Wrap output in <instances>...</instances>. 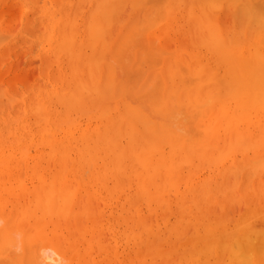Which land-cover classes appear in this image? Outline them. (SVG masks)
<instances>
[{"label":"bare ground","instance_id":"1","mask_svg":"<svg viewBox=\"0 0 264 264\" xmlns=\"http://www.w3.org/2000/svg\"><path fill=\"white\" fill-rule=\"evenodd\" d=\"M51 1L54 2L53 5H55V7H54L53 10H51V6H50V10L53 11L52 15L51 14L48 15V13H47V15L49 16V18H48L49 20L48 21L50 23L48 21L47 22L44 21V22H45V25H46V23H49L50 26H51V27L49 26L50 30L49 31L46 30V31L53 34V36L51 37L52 41H53V39H55L54 40L55 42L57 41L56 42L57 44L55 43L56 45L53 44L52 46L56 47V49H57L56 53L58 55L64 54V55H66L68 57V61H66V59L62 60V58H61V61H63V62L66 61V62L70 63V64L68 63L67 65L68 66L70 65L69 67H71V70L69 69L71 71V73L69 72V77H70V74H71V77L73 76L71 78V80L73 79V81H74V76L75 77H77V76L79 77V75H80L82 77L81 78L79 77V79H77V82L74 81L76 85L73 84V83H70L69 81H71V80L69 79V81H67L68 83L65 86L66 88L64 87L65 90H63V87L59 86L60 88L54 89L51 94L48 93L47 97H45L46 93H44V92H47L48 90L45 91L46 90V89H44L45 87L43 89H41V85H42V84H40L41 82L37 85L38 87L35 85V87H37V89L39 87H40V89L36 92V94H35V92L31 93L32 95H34V94L36 95V99L33 100V101H36V102L34 103V102L31 101L32 103H34L33 104L34 108L32 109L34 112L31 109H30V112L32 111L31 112L32 114L33 113L38 114V116L41 117L42 120H38L39 122H37V119H39V118H37V117H36V119L32 118L31 122H36L34 124L37 125L40 128L36 127V128H38V130L36 131V128H35L36 132L32 131V132H34V134H32V132L30 131V133L32 134L30 137H29L30 133H28L29 135L28 134L26 135V132H24L25 135L28 138H27V140H25L26 143L23 142V144H22V145H24V143H25V145L23 147L20 146L21 149H19V151L21 150V152H19V156L18 155L16 156V153H17L16 150L18 149L19 143H21V141L23 140L22 139L23 137H21V135H20L19 137L22 140L19 139L20 141H18L17 139L19 137L17 139H14V138L12 139V137L14 136V134H13V136H11V138H9L10 140L7 137L9 142L7 141V139L5 141L4 137H2L4 134H3V132H1V129L3 127L0 129V217H2L1 219H3L5 221V226L3 227L2 230H0V264H25V263H29V264H60L59 262H61L62 259L68 261V263L66 262V264H75L74 262H76L77 264H83L84 262H86L84 264H88L89 261L87 262V260H89V259H87V257H90V255L89 256L87 255V254H89L88 253V251H89L88 249L91 247V244L93 243L92 241H90V244H89L88 241L92 238L91 236H93V238H94L95 229H94V233H92L93 235H91L90 239H88V241H86L87 237L85 236L86 238H84L83 234L86 233L87 230H89V229H87V227H86L87 226V224H86L87 221L84 223V220H85V218L87 220V216H85V215H88V217H89L88 219H90V217L92 215L90 214L91 211H89V213H88V208L87 207H89V205H84L85 207L82 205V209L83 210L81 209L79 212L78 211L74 212L71 209H69V207L71 208L73 206V203H75L74 199L75 200L77 199V200L80 201L82 197H88L87 200L89 199V197H90V199L92 197V198H94V203H96V198H97V201L101 200V199L105 200L106 198H109L112 201V199L115 200V199L119 198V196H118L119 194L118 193L124 192L123 191L124 187H126L125 189H129L131 187L130 186V184H131L130 181H132V183H134V184H131V185L132 186L136 185L137 189L136 188L135 189L138 192L134 189V190H132L133 192H131V194L134 195V193L137 192L134 195V197H137V199L132 197V199H129V203L127 202L126 206L129 205L127 208L132 207V205L134 206L133 208H130V209H133V211L134 210L135 211L131 212L132 211L131 210L130 213L131 214L134 213L135 216H134V214H132L134 217H128L127 220L132 219L135 222L136 219H137V221H141V219H142L141 215L143 213H141V211L139 213H138V211L136 212V210L138 208L135 207V205L140 202V200H138V199H140L139 196L141 197L142 201L144 200L143 202H147L146 205H151L150 204L151 201L152 202L155 201L156 203H158L157 206L158 207L160 206L162 208V209L159 208L160 212L162 211V213H163L165 211V213L167 214V212H168V210L166 211V209L168 208V206L166 207L167 201H168V199L171 196H173L172 194L174 193V195H175L176 192H177L178 196L175 195L176 198L174 197V200H172L170 198V200L172 202L176 201V204H173L170 201V204L173 205V208L172 207L171 208L174 210V208H175L174 206H176V207L178 206L177 208H175L177 210H180V211H176L175 210V212H177V215L178 216L179 215L180 216L181 215L185 216L187 213H189L188 215H190V212H188V210H186V209H188V206H185V204L191 203L189 205H193V208H194L193 210L196 209V211H197V209L198 210L202 209V206H203V208H205V207H208L209 205H212V203L216 202V200L213 199V197L214 198L216 197V196H214L216 194L213 195V193H216L215 192L216 189H217V193H219L218 189L222 190L221 188H223V187L225 189H227V187L229 188L230 187L229 185H231V183H233V182H234L233 184L235 186V183H236L235 181H237L236 179L238 178V175L240 173L239 171L241 169H243V170L245 169V172H247L250 175L248 177H250L252 179L254 177L253 180H251L249 178V180H251V182H247V184L252 183L257 178L259 179L258 182L254 181V185H255L254 189L256 187V189H257L256 192H258L259 191L258 189H260L261 193H256V194L253 193L255 191L253 189H252L253 191H251L250 190L251 188L248 185V188H250L249 189L250 191H249L248 188H247V185H246V181H245V184H243L242 182H241V184L246 185L245 189L243 187V190H244L246 195L243 194V192H242V195H239V196H242V198H243L244 197L243 195L247 196L248 194H250V192H252L253 194H255L253 196L251 195L252 198L254 197L252 199V200H254V202L252 200H249L250 197L248 198V196H247L248 200L245 197L243 198L244 204L246 206V204L249 202L250 205H251V201H252L253 205L255 204V205L259 206V208L258 207L255 208V207H253V205H251L252 208H253V209H251L250 206L248 205L251 210L249 209V211L248 210L245 211L246 215H248L247 212H249V214H250L251 211H252L253 214L251 213L250 215H248L249 216V217L247 216L248 219L246 218V216L244 214H241L240 216H242V215L245 216L244 218H245L246 222L244 220V222H245L244 226H242L243 225L242 221L239 220L242 225L240 223H236L237 224L236 227L234 229L232 228L231 230H235V229H237L239 227H240V231H242V229H243L244 233L246 232L245 230H247V232H246L247 234L245 233L244 236L240 237L243 234V232L241 234L239 229H237V230H235L237 232V235L236 236L234 235L232 237H234L235 239L239 238L238 240L236 239V242L239 243V244L237 243V245H238L237 249L241 247L240 248L241 250L238 253H240L241 251L243 252L244 248L247 249L246 251H250V249H251L250 252L253 253L254 248H256L260 243H262L261 241L264 240V238H261V239L259 238L260 235H259V237H258V235H256L257 237L255 238V240L256 241H260L261 240L260 242H256V241H254V239H250V241H252V240L254 241V242L252 241V243H249L250 241L247 242V244H249V245L251 244L252 245L250 249H248L249 245L246 244V241H247L246 239L247 238L248 239L251 238L250 234L253 233L252 229L255 227L253 224L254 223L256 224L257 221L264 222V221H261V217L264 216V194H262V193H264V188H262V187H264V180L261 179V174H262V172H264V171H262V170H264V18H262V17H264V14H261V16H260V13H264V12H260L259 11V8L264 9V0H227V2L226 1L223 2L224 0H222V1H220V0H167L168 2H166L167 5L165 4V6H163L164 5V3H163L164 0H162V1L161 0H159V1L155 0L156 3L153 2L154 0L153 1L152 0L151 1L150 0L146 1L145 0L144 2H142L143 0H141V2L139 3V6L136 3L139 0H130V1L129 0H122V1L121 0H100V1H98V0H83V1L76 0V3H77L78 6H74L75 5V3L73 2L74 0H51ZM84 1H87L86 3L91 2V1H95L96 4L94 2V6L93 7H89V6L86 7L84 5H89V4H86V3L84 4ZM123 1H124L125 4H127V2H128V6H129V2L132 1L131 5L134 6L133 11H130V10H129L130 12L129 11H125V12H129L131 15L129 13H127V14H129L132 18L134 16L133 12L136 9L135 7H137V6L141 7L143 5L142 6V8H143L145 6L144 3H149V2L150 3L152 2L153 4H156L155 6H153V7H155V10H153V7L151 8L150 5L146 4L147 5L146 8L148 10H150V8H151V10H153L151 12L150 11L148 12V10L143 9L144 12H145V13H143L142 8H140L141 9V11H139L140 15L138 14V12L135 14V15L138 14L139 18L142 17L141 15H144L143 16L144 19H145V16L147 17L149 14H151L150 18L147 17V21L146 22H145L144 19H142L143 22L140 21V19H139L138 21H140V24H142V26L140 28V26L138 24L137 25V26H139L138 27V32H136L137 29H135L136 31H134V32L137 33V34L134 35V38L136 36H138L139 37L138 38L139 41L142 40L141 42H139L137 40L138 41V45L135 43L136 46L141 47V49L144 48L145 45L147 44V45H149L148 48L150 47V49H152V51L154 52L155 51L154 49H156V47H158L156 49V52L157 53L159 52V54L161 55V53H163L167 48H169L168 44L170 43L171 40L172 41H171L170 45H172V43L175 40H177V39L180 40V43L182 45V41H181L182 37L180 36V34L181 35H185V31L184 30L186 28H187L186 29L187 30L186 34L189 35L188 36L189 39H187L188 43H189V40L192 37L193 42H191L189 44V45H191V44L192 45L189 46L187 49L184 46H182V47H184L186 49V52L184 51L185 52L184 54H182L180 52V55L186 56L187 58H180V56H179L178 58L176 57V59H175L174 58L175 54H174V52H172L174 55H173V57L170 58V60L173 59V62H172L173 64H177V63H174V59H175L177 62L179 61L178 63L180 65L182 63L184 66H186V68L188 69L187 73L191 74L192 77H194V79H196L197 82L196 81L194 82V84H196V85L192 86L190 83L193 84V81L190 80L191 81L190 82L189 79H188V81L190 83H187L188 81H186V79L188 77V74L185 73V71L182 68H179V70H178V68H176L177 70L174 69V68H172V69L169 68L170 69L169 71H167V72L164 71L166 69H163V67H164V65L166 63L163 65L162 62L163 61L165 62V60L163 59V61H162V58H164V57L161 58L159 56V58H161L159 60H161L160 64L162 66L160 68L157 67V69L156 68H151V69L152 70L155 69L154 70L155 71L154 74H155L156 77L155 76L154 77L156 79L158 77L157 81L160 79L159 81H161V83H162L160 85L164 86L163 87L164 91H165V88L169 89L168 91H170V95L168 94L169 95L168 97H170V98H167V100H166L164 98V96L166 97L167 94L166 95L164 94V96H161L160 94L161 93L163 94L165 92H160V94H159L160 98L157 97L155 102L153 101L156 106L154 104L153 105L155 107L159 108L162 105H160V104H159L160 106L157 105V99L158 100L160 99L162 101L166 100V102H167L168 100H172V98H173L172 96H174L175 100L173 98V101H172V103H174V107L168 106V104L170 103L168 101L167 105L163 103V106L161 107L162 110H160V108H159L158 109L159 111H158L154 107L156 109V110L154 109L155 113L157 112V114L159 116H160V114H161V116H163L165 113L169 112L168 114H166L169 117V114L172 115V112H170V111H173V113H175L174 112L175 110H178L179 112L181 111V109H182V111L185 110L184 111L185 112V116L186 115H190L191 122H189L190 121V119H189V121H188L189 123L187 122V124L190 125V123H191V128L188 125L186 126L184 123H182V124H184V126L183 125L182 126L184 127L185 132H188L190 129H191L190 132H197L196 134H199L198 138L197 137H192V136H194L196 134L194 133V135H193L190 132L186 133L187 135L189 134V136L192 135L190 138H186L187 135L184 136L183 134H182V136H180V135L179 136H175L176 133L174 132L173 129L170 128V126L172 124L170 126H168L170 129H168V127L166 126V128H167V130H166V128L165 129L163 128V127H165L164 125L161 124V125L157 126L156 124L153 123L154 121L149 119V117L147 115H145V114H144V119H142L143 117H140V115L143 114V113H141V112L139 113L140 110L138 111V109H135V112L137 110L136 113H137L138 117L141 119L140 120L138 118L137 122L140 123V124L143 122V124H144V125L141 124L142 127L139 125L141 127L142 131L144 130L147 133V131L149 130V128L147 130V127L149 125H151V126L154 125V127H155V128H153V127L150 126V130L151 129L152 130L151 131L149 130L150 134H154L153 135L154 137L150 135L151 137H153V139H151V137L148 134H146V136H149V137H146V136L144 137L146 142H147V138L151 139L152 140V142H151L152 144L151 143L149 144V142L146 143L144 141L145 143L142 145L140 143L143 142L144 138H143L142 142L139 141V138H140L139 136L141 135V133H139L138 131L141 132V130H139L138 128L135 129V126L138 127V125H135L137 123L136 122V119H137L136 116L137 115H135L136 113L134 112V109H132V110L128 109L130 112L127 111L128 113L124 114V113H122L123 109L122 110L120 109L121 112L119 111V108H121V107H119V108L116 107L118 105V103L115 101V103H117V105H115L113 103L114 105L112 104V106H111V104H110V107H109V106H107V104H105L107 106L106 108L109 107L108 110L106 109L108 112L102 110V107L100 105H99L100 106V108H99L100 111H98L99 109L98 110L96 109L97 106L95 108L93 107L94 105H96L99 102V101H97L98 98H96V97H95L96 98L95 100H96L97 103L93 102L94 103L93 106L92 105H88V104H93L92 103V99H90V97L88 95L94 94V96H95L97 94V92L103 91V89L100 90L101 85H99V84L101 82L103 83V81L106 78H108V77H109V79L112 78L110 76L112 73L111 74L107 73V74H109L108 76L105 73V72H109V70L105 71L107 69V65H106L107 62L105 63V61H106V55L113 53V50H110L111 52L108 51L109 53L107 52V50L109 48L113 49V47H112L113 45H117V46H114L115 50H116V47H118V43H114V41H113V40L117 39V35L118 34L117 33H116V35L113 34L114 37L115 36L116 37L115 38L112 37V39H111V37L108 36L111 39V43H108V42L105 43L104 41L107 40L108 37H105V35L107 36V34H105L106 29H104L103 27L106 26V28H107L108 23H109L108 17H110L109 19H112L111 18L112 17L111 14H113L115 16L116 12H114V10H116V11L119 10L118 7H121L120 5L123 3ZM229 1L231 2L230 4H229ZM2 2H3V4H5L4 0ZM80 2H82L83 4L80 3ZM182 2H183V4H182ZM220 2L223 3V5H221ZM18 3H22V2L19 1ZM160 3L161 4L163 3V4L161 5ZM224 3H226V6L229 5L227 7V9L225 8V4ZM115 4H116V6H115ZM135 4H137V6H135ZM140 4H142V5H140ZM180 4H182V5L179 6ZM79 5H82L83 7L79 6ZM222 6H224V7H222ZM84 7H85V9H88L89 11L87 10V13H86L87 15L81 16V21H82L81 22L82 23L81 27H83V31L86 32V34L88 33V28L89 27H90L91 31H89L90 33H88V35H84V36L82 35L83 36L82 37L81 33H83V34H85V33L81 32V29L78 28V26H80V24L77 25L78 17H77L76 14H78V12H79V15L82 14V11H80V9L82 10V8H84ZM157 7H159V8L162 7L163 8L160 11H158L159 15L156 13L157 12L156 11ZM43 8H44V6H43ZM67 8L68 9L70 8L72 10L74 8H76L79 11L77 12V10L75 9L76 10V14L74 13V11L73 12L71 11V13H70L69 11H66ZM140 9L138 8V10H140ZM223 9H225L224 10V15H225V17H227V20H228V15L231 14L229 16V20L228 21L225 19V17L224 18L221 17V15L224 16L222 14ZM24 10H26V9H24ZM226 10H227V12H225ZM257 10L259 11V13L256 12ZM262 11H264V10H262ZM18 12L20 14V11H18ZM153 12L155 14H157V17H155V18L153 17V16H155L154 14H152ZM176 12H177V15L179 13V18H178V16H175ZM228 12H229V14H228ZM122 13H124V12H122ZM146 13H148V15H146ZM180 13H183V14L181 15ZM107 14H109V15H107ZM160 14H162V15H160ZM47 15L45 14V17H44L45 19L43 18L42 20H47L46 19L48 17ZM58 15H59V17L56 18ZM91 15H92V18H91ZM26 16H28V15H26ZM126 16H125V19H126ZM159 16H161V17H159ZM162 16H163V20H161V22H160V26H159L160 28L159 27H158V29L155 28L157 30H155V29L154 30L151 29L149 31L146 30L148 32H146L145 29H143L145 27V25L149 26L148 24H150V28H152V25H153V27H157L158 24H154L155 23L154 21L157 22L158 17H159V19H162ZM0 17L2 18V16H0ZM40 17H42V16H40ZM123 17H124V15H123ZM152 17L155 19V20L153 19V21H152L153 23L150 21V19H152ZM89 18H91V19H89ZM106 18H107L108 22L104 20ZM132 18H131V21H132ZM136 18H134V19H136ZM184 18H185L186 21L184 20L182 24H184V26L187 25L186 28L183 25H181L179 20H178L177 24H176L177 20L175 21V19H180L181 20V19H184ZM221 18H222V20H221ZM25 19H27V18H25ZM31 20H33L32 17H31ZM103 20L105 21V23H104ZM26 21H28L27 23H30L29 20H26ZM149 21L152 23V25H151V23ZM16 22H18V21L16 20ZM129 22H126L124 24L121 23L122 24L121 25L122 29L124 27H126L127 24H129ZM181 22H182V20H181ZM0 23H1V21H0ZM38 23H40V22H38ZM174 23H175V26L180 23L178 27L179 28H182V27L184 28V30L180 29V31H184L183 32L184 34L182 32H180L179 36L177 35L178 38L174 34L176 39L172 36L173 33H172V35L169 33L170 34L169 35L168 32H170V31L166 30V29L171 30L173 28V24ZM111 24H112V22H111ZM113 24H114V22H113ZM143 24H145V25H143ZM4 25H5V22H4ZM8 25L10 26V23L7 24L6 26H8ZM16 25L18 26V23ZM16 25H14V26L16 27ZM115 25H116V23H115ZM28 27H29V25H28ZM109 27H110V25H109ZM135 27H136V25H135ZM1 28L3 29V25H2ZM4 28L6 30V27H4ZM25 28H27V26ZM25 28H23V30H27L30 27L27 28V29H25ZM37 28H38V26H37ZM139 28L141 30H139ZM179 28L176 27V29H179ZM8 29H9V27H8ZM30 29H32V28H30ZM42 29H41V31H42ZM76 29H77V31L80 29V31L77 34H76V32H77ZM103 29L105 31H103ZM163 29H165L166 32ZM3 30H0V31H3ZM107 30H109V28H107ZM162 30L165 33H167V34H165L163 32H160ZM173 30H175V29H173ZM125 31H127V29ZM9 32H7V33H9ZM178 32H179V30H178ZM1 33H0V36L5 34L3 32H1ZM49 33H47L48 35H46V36H48V38L51 36V34H49ZM79 33H80L81 39L82 38H84L86 40H88V38L90 39V41H89L90 45L86 44V41H85L86 46L81 44L82 42H81V39L79 38ZM174 33H175V31H174ZM120 34H121V30H120ZM120 34L118 35L119 38H120ZM122 34H123V32H122ZM130 34L131 33L129 31V35ZM144 34H146V35H144ZM176 34H177V31H176ZM109 35H111V34H109ZM76 36L79 38V39L77 38L78 41H76L77 40ZM102 36L105 37V40H101ZM131 36H132V34H131ZM186 36L187 35H185L183 37L184 38H188ZM86 37H88V38H86ZM143 37H145L144 39H146V40L140 39V38H143ZM0 38H4V37L2 36ZM5 38H6V36H5ZM172 38H174V41H173ZM129 39L132 40L131 37H129ZM143 40L145 41L146 44H144L142 46V43H144ZM37 41H38V39H37ZM108 41H110V40L108 39ZM115 41L119 42L118 39L115 40ZM74 42H75V44H74ZM187 42H186V44H187ZM28 43H29V41H28ZM76 43H78L80 45V47H78L79 45L76 44ZM91 43H94L95 46L93 44L91 45ZM107 43L109 45L111 44L112 48L111 47L108 48L107 46H109V45H107ZM49 45H50L49 46V48H50L51 44H49ZM73 45H74V47L76 45V47L74 48ZM81 45H83L84 48L81 47ZM147 45L145 47L146 49L144 48L145 51L148 49ZM181 45H180V47H181ZM87 46H88L89 49L93 48L92 50H94L95 52L90 50L91 55L83 54V53L81 54V51L84 50L85 48H87ZM91 46H94V47H91ZM130 46H129V48H130ZM136 46L134 45L133 47L136 49L137 52H134V51H132V52L134 53V56L137 57V60L138 59H142L144 57V55L142 56V55H140V53L143 52L142 50H144V49L138 50L136 48ZM102 47H104V49ZM174 47H172V48H174ZM176 47H177V45H176ZM29 48H30V45H29ZM99 48H101V49H99ZM105 48H107V50ZM170 48H169V50H170ZM79 49L80 50L82 49V50L80 51ZM131 49L133 50V48H131ZM100 50L103 53H101ZM157 50H159V51H157ZM105 51H106V54H104ZM145 51L142 54H145L146 53ZM152 51H151V53H152ZM179 51H181V50H179ZM54 52L55 51H53V53ZM96 52H99V53L103 54V56L105 55L104 56L105 59H103V62L105 64H103V63L101 64V61H98L99 64L95 65V68H93L92 63L97 62V61H95L96 59L94 57H96V55L97 56L99 55ZM123 52H125V51H123ZM138 52H139V54H138ZM169 52L171 53V51H169ZM84 53H85V51H84ZM157 53L153 54V56L155 55V57H156ZM175 53H176V51H175ZM137 54L139 55V57L137 56ZM167 54H169V53H167ZM64 55H63V58H65ZM86 55H87V58L85 57ZM54 56H56L55 53H54ZM100 56L101 55H99V57L97 59H102V56L101 57ZM150 56H152V55H150ZM153 56H152V58H155ZM203 56L207 57V60H209L208 61L209 63L206 62V57H204L205 58V62H202L203 59H204ZM89 57H90V59L93 62L89 59ZM91 57H93V58H91ZM208 57L213 58V60L211 59L212 62H210V58H208ZM42 58H44V57H42ZM145 59H146V57H145ZM145 59L144 60L142 59L143 62H145ZM157 59H156V62H157ZM80 61L83 62L82 64H83L84 67L79 64ZM133 61H134V59H133ZM138 61L140 63H143V62H141V60H138ZM56 62L58 63V61H56ZM66 62H65V65H66ZM75 62L77 63V65H76ZM72 63L74 65H72ZM90 63H91V65H90ZM112 64H114V63L112 62ZM143 64H144V67H145V65H147V63H143ZM143 64H141V65H143ZM160 64H158V66H160ZM65 65H64V67L67 66V65L66 66ZM88 65L91 68L87 72ZM102 65L104 67L103 69H102ZM104 65H106V67ZM42 66H41V68H42ZM73 66H75V67H73ZM78 66L82 67V68H80L81 70L83 68L84 69L82 71H80V70L78 71L79 68L76 69V67H78ZM58 67H60V66H58ZM141 67H142L143 70H145L143 68V66H141ZM151 67H153V66H151ZM169 67H171V66H169ZM85 68H87V69H85ZM100 68L104 71V73L106 75H105V78H103V79L101 78L103 81H101L99 84L97 83V86L99 85V87H100L99 90H96L97 91L96 93H92L91 92L92 87L94 88L96 86V85L93 86V84L96 83V81H93V79H94L95 74L97 73V70H99L98 73H97L98 74V78H100V75H102L101 77H104L103 76L104 73L103 74L102 73L99 74L100 71H102ZM145 68H149V67H145ZM220 69H221L222 75H220L221 73L219 75H217L219 73L218 71ZM84 70H86V73L85 74L83 73L84 75H82L81 72H83ZM140 70H139V72H140ZM143 70L141 72H143ZM149 70L150 69H148V71L146 70V73H144V75L145 74L147 75L149 73ZM152 70L150 71V75L153 72ZM74 71H76V74H75ZM183 71H184L185 74H183ZM77 72L80 73V74H77ZM110 72H112V71H110ZM113 72H114V70H113ZM215 72H217V73H215ZM93 73H95V74H93ZM46 74H48V73H46ZM52 74H53V72H52ZM114 74H115V72H114ZM42 75H43V73H42ZM56 75H57V73H56ZM148 75H147V77H148ZM48 76H50V75H48ZM84 76H85V78H84ZM177 76L178 77L181 76V78L183 76H186V78L183 77L185 80H183V78L182 79L180 78V80H179V78ZM61 77H62V75H61ZM83 78L85 80H87V81L85 82ZM96 78H97V76H96ZM149 78L151 79L150 76H149ZM66 79H64V80L66 81ZM109 79H107V82L104 81L105 85L107 84L106 87L107 86L111 87V85L113 84L112 83L110 85L111 80H109ZM143 80H144V82H145V80H147L146 76L145 77L143 76ZM176 80H178V81L176 82ZM80 81H82V83ZM98 81H99V79H98ZM108 81H109V85H108ZM185 81H186V83H185ZM20 82H21V80H20ZM112 82H114V85H115V81H112ZM139 82H141L142 84L144 83V82H142V79ZM151 82H152V84H149L150 86L153 85V80H151ZM36 84H37V82H36ZM91 84H92V86H91ZM142 84H140V85H142ZM184 84L185 85L187 84V87H184ZM45 85H47V84H45ZM114 85H112V87ZM124 85L125 84H123V86ZM128 85H126V86H128ZM149 85H147V88H148ZM160 85L158 84L157 86L160 87ZM27 86H29V85H27ZM57 86H58V84H57ZM188 86H191V87H188ZM0 87H2V85H0ZM85 87H87V90L90 88L89 92L91 94H89L88 91L85 90ZM106 87H104V88L106 89ZM9 88H10V85H9ZM15 88H16V86H15ZM23 88H25V87H23ZM48 88H50V85H49ZM73 88H75V89H73ZM137 88H142V86L138 87V84H137ZM137 88L135 87V90H134V88H132L134 93L136 92V90H137V92H139L140 89H137ZM160 88L161 89H159V91L162 90V87H160ZM2 89H3V93H4L5 88H2ZM26 89H27V87H26ZM107 89H106V92L104 91V93H107L106 97H108V91H109V90L107 91ZM115 89H117V88L116 87L115 88H111V92L112 93L113 92H116V93L118 92L120 94V93H122L124 91L125 88L121 89L122 92L121 91L119 92L120 89L117 90V91H115ZM0 90H1V88H0ZM126 90H125V92H126ZM13 91H14V89H13ZM25 91H29V90H25ZM154 91H158V90L156 89ZM31 92H32V90H31ZM111 92H109V94ZM131 92H132V90H131ZM3 93H1L0 96H2ZM24 93L26 94V92H24ZM102 93L100 95L105 96V94L104 93L102 94ZM116 93H115V95H116ZM19 94H21V93H19ZM25 94H23V95H25ZM111 94H110L111 98L109 97V98H107V100L104 97V100H106V102H108V103H109V101L111 99L116 100V98H117V97L114 98V96L111 95ZM156 94H157V92H156ZM32 95H30L28 97V99H30V97ZM52 95L56 96L58 99L61 98L60 100H57L56 103L63 104L64 109H65V106H67L66 110L65 111L63 110L64 111L63 113H62V111L61 112L59 111V112H55L54 114L52 113L53 114L52 115V114H50L52 109L49 111L50 113H48V110H49L48 106L49 105L47 106V100H48L47 98L51 97ZM140 95H141V93H140ZM87 96L89 98L88 100L86 99L87 102L91 101V103L88 102L87 106L84 109L85 105H83V104H84L85 98H87ZM94 96L91 95V98H93ZM18 97H20V96H18ZM21 97H24V96H21ZM0 98H2V97H0ZM9 98H10V96H9ZM13 98L15 100V97H13ZM52 98H53V96H52ZM184 98H186V99H184ZM11 99H12V96H11ZM11 99H10V103L13 101V99L12 100ZM17 99L18 98H16V100ZM32 99H34V97L31 98V100ZM54 99H56V98L54 97ZM100 99L101 98L99 96L98 100H100ZM123 99H125V98H123ZM6 100L7 101H5V104L9 105L8 104L9 99H6ZM93 100H94V98H93ZM101 100H103V98ZM119 100H121V98ZM119 100H117V101H119ZM152 100H154V99H152ZM26 101H28V100H26ZM112 101L113 100H111V102ZM48 102H49V100H48ZM123 102L125 104V100H122L120 103H123ZM153 102H151V103H153ZM23 103H25V102H23ZM52 103H53V101H52ZM101 103H104V101H102ZM54 104H55V102H54ZM124 104H123V106H124ZM126 104H127L126 107H128L130 105V102L127 101ZM143 104H145V103H143ZM22 105L23 104H21V107L23 108ZM27 105H28L27 106V108H28L29 104H27ZM105 105H104V109H105ZM0 106H1V103H0ZM91 106L96 110L95 111L96 113L99 112V113H97V115L94 112V115L96 116V117L94 116V118H97L96 120H97V122L98 121L100 122L99 123L100 126H96V127L95 126L93 127L92 125H91V127H86L85 126L86 129H83V131H82V129L80 127H78V126H81L78 123L80 121H77V120H76L77 122L75 121V118L72 116L73 113L71 111H73V109H74L73 112H75L78 109V111L79 110H86L85 112L87 113V111L90 109ZM164 106H168L169 108H173V109H169L168 107H167L168 108L167 109ZM81 108H83V109H81ZM93 108H92V112L94 111ZM115 108H117V109H115ZM131 108H134V106L133 107L131 106ZM137 108H138V106H137ZM165 108L167 110H164ZM178 108H181V109H178ZM139 109H140V107H139ZM148 109L149 108H147L146 110H148ZM111 110L113 111V114L110 115V113L112 112ZM114 110L116 111V113L114 112ZM124 110H126V109L124 108ZM163 110H164V112H163ZM18 111L16 112L17 114L13 113L12 115L13 116H15V115L18 116V114L21 113V111L20 112H18ZM117 111H118V113H117ZM131 111H132V113H134L133 116L136 118L135 121L133 119L134 117L133 116H132L133 118L131 117V115H132ZM178 111H176L177 112L176 113V117L173 116V117H175V119L177 118V114L179 115L180 113H182V111L180 113ZM83 112L84 111H81V113H80V111H79L80 114H82ZM92 112L88 111V114H90L92 116ZM184 112L182 113L183 115H184ZM76 113H75V115H76ZM79 113H77V114H79ZM129 113L131 115H129ZM80 114L78 115V117H80ZM127 114L129 115V117L127 116ZM5 115H7V114H5ZM5 115H4V117H5ZM84 115H85V113H84ZM125 115L127 116L126 119L127 118L128 119L124 121ZM166 115H164L163 118L166 117ZM32 116L35 117L37 115H32ZM141 116H143V115H141ZM2 117L3 116H1V118ZM8 117H9V115H8ZM15 117L12 118V121L13 120L17 121V119L19 118V116H18V118H15ZM81 117H83V114L81 115ZM130 117L134 121V125H132L133 123L131 124V122H133V121L130 122V120H131ZM160 117H159V119H160ZM21 118H22V116H21ZM129 118H130V120H129ZM163 118H161V119H163ZM5 119H7V117ZM172 119L174 120V118H172ZM10 120H11V118H10ZM142 120H144L145 122L142 121ZM149 120H151V122L152 121L153 122L150 124ZM163 120L166 122L167 119L164 118ZM176 120H177L176 121L177 122V126L179 125V123L181 124V122H186V121H181L180 119L178 120V118ZM183 120H184V118H183ZM28 121H30V120L28 119ZM93 121H95V120H93ZM170 121H168V122H170ZM178 121H181V122H178ZM27 122H23L24 125L27 124ZM75 122H76V124H78L77 126H76ZM123 122H126V124L129 123L128 124L129 126L127 127V125H126L127 128L123 129L121 127V125L123 126ZM9 123H8V125L5 126L6 130L8 132H9ZM86 123H87L86 125L89 126V122H86ZM174 123H175V121H174ZM14 124L16 125V123H14ZM20 125H21V123L19 124V126ZM24 125H22V126L25 127V128L23 129V127H21L22 130L26 129V125L25 126ZM40 125L41 126L44 125V126L41 127ZM14 126H12V127H14ZM57 126H60L61 130L59 129V127L56 129ZM161 126H163V127H161ZM172 126H174V125H172ZM160 127L162 128L161 130H160ZM180 127H181V125H180ZM75 128L77 130H79L78 134H77V132H75V130H74ZM78 128H80V129H78ZM29 129L27 128V130H29ZM58 129L60 131L61 136H59L58 133H56L57 132L56 130H58ZM174 129H176V128H174ZM17 130H20V128H18ZM159 130H160V132H159ZM168 130H170V131H168ZM178 130L180 131V129H176V131H178ZM80 131L82 133L81 137H80L81 141L79 140L80 143H78V145H77V141H78V138H79L78 136H80V134H79ZM149 131H148V133H149ZM14 132L15 131L13 129V133ZM74 132L76 134V138L74 136ZM145 132L144 133L142 132L143 136H144ZM172 132L175 133V134H173ZM123 134H125V135L128 134L129 137H127V141H126V138H125L124 143L125 142L126 143L122 145L120 139H122L121 136ZM155 135L157 136L156 138H155ZM124 137L125 136H123V138ZM189 139H191V140H189ZM43 141H47V143L45 142L46 144L45 143L42 144ZM74 141H75V144H74ZM38 142H40V144H37V145L40 146L42 144L43 147L44 146L50 147V149L48 148V151H49L48 153L46 151L42 152V149H38L41 153H39L37 151L39 153V157H38V153H36V155H35V156H37L36 158H33L34 156H32V159L34 161L33 162L31 160V154L27 156V152H29V150H26V147L29 146L30 144L34 143L33 144L34 146H33L32 149L37 148L38 146L35 143H38ZM164 143L165 144L168 143V145H169V147L166 148V149L169 148V151L168 152L166 151L165 154L163 153V151L161 152V147H162V144H164ZM80 144H82V145H80ZM35 145L37 147H35ZM147 145H149V146H147ZM164 146H163V148H164ZM139 147L142 149V151H140V152H138V150L140 149ZM249 150L253 151L254 155L252 154L253 152H251ZM72 151H75L74 155H77L75 158H74L73 155L71 156L73 158H70V155H71ZM199 151H202L201 152L202 154L201 153H198L199 155L196 154ZM237 151L241 152L242 155H241V153L239 154ZM248 151H249L250 155L252 154L251 157L249 156ZM131 152H133V153H131ZM235 153L239 154V156L241 158V161L237 162V158L235 157V155H236ZM43 155H46L47 158H43L44 157ZM196 155L198 157H196ZM28 157L32 161L31 164H29L30 160H28ZM230 158H231L232 162H233V159L235 158L234 160H235L236 164L234 166L230 162L231 163V168L229 169L230 165L225 164V163H227V159H229V161H231ZM240 158H239V160H240ZM34 159H36V162H35ZM97 159H99V163L97 162ZM194 159H195V161H193ZM39 160H41V161L44 160V162L46 160H48V161L51 160L52 162H50V164L53 163L55 171L50 169V168H52L51 167L52 164L49 167L50 164H48V161H47V165H45V164L43 165V162L41 163V161L39 162ZM225 160H226V162L224 163ZM28 161H29V163H28ZM196 161H198V162H196ZM194 162H196V163H194ZM221 162H223V164H225V165L223 166ZM174 163H177L176 164L177 167L174 166L175 165ZM184 164H186V165L183 168ZM218 164L219 165L221 164L223 166V168H221L222 166L220 168L222 170H224L225 173H228V172H226L227 170L228 171L229 170L230 171L233 170L232 168L235 169V172H237L236 169H239L238 174L234 175V173L230 172V171H229L230 174L228 173V175L232 179L234 178L233 182H231L232 179L227 174H225L222 170L221 171L224 173V175L219 169L215 170L217 168L216 166ZM200 165H201V167L203 165L202 168L205 169V167H206L208 170L211 169L210 171L212 173L214 171L215 173L217 172L218 174L216 173L217 176H215V177L212 176V173L210 174L212 177L209 174H208L209 176L206 175V177L203 178V179L200 177V179H202V180H199L200 182H198L195 179L197 181V183H196L195 180H193L194 181V183H192L193 185H190L191 182H193V181H190L191 178L193 177L192 174H196L197 175V173H195V170L197 169L196 171H198V169H201ZM205 165H207V166H205ZM226 165H228V167ZM171 166H174V167H171ZM189 166H190V168L193 167V168H196V169H193V168L189 169ZM209 166L211 168H209ZM170 167H171L172 170L174 168V171L178 170V169H179V171H175L176 173L173 171L174 174H170V173H168V172L172 171L170 169ZM178 167H180V168H178ZM185 167L187 168L185 172L188 171L187 173H189V172L193 171V173H191V174L189 173L190 174L189 177L188 176L187 177L183 176L184 173H182L181 169H185ZM214 167H216V168L214 169ZM225 167L227 168L226 170H225ZM168 168L170 169L169 171H168ZM85 169H86L87 173H88V171L90 172V173H88L89 175L84 171ZM119 169L122 172V174H115L114 172L119 170ZM48 171H50V172H48ZM52 171H54V172H52ZM120 171H119V173H121ZM46 172H48V173H46ZM82 172H83V174H81ZM123 172H124V174H123ZM201 172H202V170H201ZM25 173H27L28 176L31 179L34 180V181L30 180L31 181L30 183L33 184V185L30 184L31 188L25 186V184H24V179H26V178H24V174ZM207 173H209V172H207ZM215 173H213V175ZM219 173H222V175H221L222 178L220 176H218V175H220ZM242 173H240V175ZM244 173H243V175H245ZM80 175H81V177H80ZM83 175H84V177H86V179H85L86 182H84L85 180H83V178H84ZM111 175H113L114 178H116V176L118 178H119V176H120V178L124 177L123 180L125 179L126 184H129V186H126L125 184L123 186L122 183L124 181L122 180L123 182L121 183V187H120V185H119L120 182L117 183L118 179H116L117 181L114 180V178L111 177ZM236 175H237L236 179H235V177H232V176H236ZM107 176H109L110 182H112L111 179H113V182H112L113 185L110 186V184L109 185L107 184L108 183L107 182L108 178H106ZM224 176H228L230 179H228V178H226V179H227V181H230V182H227L226 179H225V181H222L221 179H224L223 178ZM216 177L217 178L219 177L222 182H225V184H223L219 179H218L219 181L216 180L215 179ZM245 177H247V175ZM187 178H189V180ZM242 179H244V177ZM247 179H244V180H247ZM105 180H106L107 183L104 182ZM181 180H183V181L186 180V181H184V183H183V182H181ZM239 181L240 180H238L237 182H239ZM219 182L222 183V184H220ZM259 182H260V185L262 187L259 185ZM34 183H36V184L34 185ZM179 183H183L182 186L185 187L186 190H185V188L183 189V187H182V189L180 188V190H179L180 186L177 189H175L174 186L177 187V185H179ZM185 183H187V185ZM188 183H189V185H188ZM218 183H219L220 186L222 185L223 187L220 188V186L217 185ZM227 183L229 185L225 187V185ZM256 183H258V185ZM116 184H117V186H116ZM236 184H238V183H236ZM241 184H240V187L243 186ZM216 186H218V187H216ZM118 187H120V188L118 189ZM260 187L262 188V190H261ZM121 188H123V190ZM236 188H237V186H236ZM252 188H253V186H252ZM152 189H154V191H151ZM171 189H173V190L170 192L169 190H171ZM182 190H184V191H182ZM246 190H248V191H246ZM134 191H136V192H134ZM226 191L227 192L229 191L228 193H230V194L232 193V190H230V189L229 190L227 189ZM184 192L186 194L189 193L190 196L188 195V197H186ZM234 192L236 193V191L233 190L232 195L234 194ZM153 193H156V194L154 195ZM160 193H162V194H160ZM164 193H165V197L166 198H163L164 197ZM181 193L184 194V196ZM221 193H223V190L221 191ZM115 194H117V195H115ZM123 194H124V197H127V198H128V196H130V197L132 196L129 193H127V195H125V192ZM138 194H139V196H138ZM230 194H229V196L226 194L225 197H227V198L223 197L225 202L223 204L221 203L222 205H220V203H218V202H216V204L214 203L215 205H217V204L220 205V206H217V208L222 206L221 209L218 208L220 211H222V219H221V216H220L221 212L219 210H217V211H219L220 215L219 214L216 215L217 211H214L215 212L214 216H213V213H212V216L214 217V219H216V217L219 215L221 221L223 220V222H224V218H227V216H228V209L227 208H229V207L226 208V205L228 206L227 203L230 202L231 205H235L238 202L240 203V201H239V200H241L240 197L237 196L238 199H239L238 200L237 197H235V194L233 196H230ZM236 194H238V193H236ZM219 195H220L219 196V198H220L223 194H219ZM159 196H160V198H159ZM120 197H121V195H120ZM124 197H122L123 201H120V204L118 203V205H120V206L116 207V209L118 208L119 211H121V210L129 211L130 210V209L127 210L126 207H125V209L123 208V206H124L123 203H125V201L128 200V199H126ZM233 197H235L237 199V201ZM133 198H134V200H133ZM155 198H156V200H155ZM177 198H180L182 201H180ZM185 198L186 199L188 198V199L186 200ZM211 199H212V201H210ZM227 199H229V200H227ZM231 199H233L234 201L231 200ZM245 199L248 201L247 203H245ZM177 200L180 201L181 203L183 202L182 206H181V203L177 204ZM192 200H195L196 202L197 201L198 202L196 203L195 201H193L194 203H192ZM213 200H214V202H213ZM8 201L10 203L14 202V203H12V207H9L10 209L9 208H5L6 207L5 203L9 204ZM71 201H72V204H71ZM90 201H91V203L93 202L92 200H90ZM131 201L133 202V204H131ZM137 201H139V202L135 203ZM161 201H162L163 204L165 202L166 205L164 204V206H163ZM208 201H209L210 204L209 205L208 204L204 205V202L208 203ZM235 201L237 203H235ZM88 202H89V200H88ZM187 202H189V203H187ZM219 202H221V201H219ZM232 202H234L235 204H233ZM69 203L72 206L71 205L68 206ZM107 203L109 204V202H107ZM199 203H202L203 205L201 206V204L199 205ZM230 203H229V205H230ZM183 204H184V206H183ZM241 204H242V207H243L244 206L243 202H241L239 204V207L241 206ZM111 205H113L112 202H111ZM139 205H141V204H139ZM143 205H145V203ZM146 205L144 207H145V210H146L147 213L152 214V213L155 212V211L150 212L151 209H154V207H151V208L149 207V210H148V206H146ZM168 205H169V202H168ZM99 206H100V210H102L101 209L102 206H103L102 200H101V205H99ZM104 206H105V204H104ZM223 206H225L224 208H226V210H227L226 216L225 215L223 216V213H224L223 211H225L223 209ZM181 207H184V209L182 208L183 211H185L184 213H183ZM236 207H238V205ZM242 207H240V209H242ZM171 208H170V210H172ZM230 208H234V207L232 206ZM73 209H74V207H73ZM96 209L99 210V207L96 208ZM235 209H232V210H235ZM237 209L235 211L236 213L238 212ZM215 210H216V208H215ZM230 210L231 209H229V211ZM95 211H96V214L100 213V211L99 212H97V210H95ZM95 211L92 210V212H95ZM109 211L110 212H108V213L105 212V213L106 214H109V213L111 214V209H109ZM123 211H121V212H123ZM121 212L119 213V212L116 211L115 215L116 216L119 215L118 217L121 218L119 220H122V221H120V222L118 221V223H117L116 220H118L117 219L118 217L116 218L115 215H111L112 218H110V220H112L113 218L116 219V220H114L115 221L114 223H116L117 226H118V224L121 225L123 223V220L125 221V223L127 222L126 219H125V217H127V215L123 217V216H121ZM235 212L233 214H235ZM245 212H243V213H245ZM101 213H102V211H101ZM136 213L138 215L141 213V215L136 217V215H137ZM196 213H193V214H196ZM204 213H207V212H204ZM204 213L200 214V212H198V214H196V215H198V217H200L203 220V217L206 219V217H205L206 215H204ZM210 213H211V208H210ZM256 213H259V214H257V217H256ZM96 214L93 213L94 216ZM166 214H165V216H166ZM168 214H170V213H168ZM208 214H209V212H208ZM101 215L104 216V213L101 214ZM132 215H130V216H132ZM145 215H147V214L145 213ZM145 215H144V217H145ZM188 215H186V216H188ZM251 215H252V217H253V215H255L252 219H254L255 217L258 218V219L256 220V222H254L255 219L253 221L251 219L252 223L248 224L247 222L249 221V218L251 217ZM84 216H85V218H84ZM111 216H109V217H111ZM160 216H161V213H160ZM186 216L184 217L185 220H183L182 223H184L186 225H189L188 223H190L193 226H195V227H193L195 229H196L197 226H200L199 224H201V223L195 224V222H197L196 217L195 218L193 217V219L194 220L196 219V220L195 221L193 220L194 222H192L191 220L186 218ZM230 216H232V215H230ZM237 216H238V213H237ZM237 216H236V218H237ZM60 217L61 218L63 217L64 220H61ZM99 217L101 218L100 215H99ZM99 217H97V219ZM181 217H176V218H174L175 220L174 219H171V220L176 222L177 220L178 221L181 220ZM188 217H190V216H188ZM232 217L235 218L234 216H232ZM92 218L95 219V220H91L93 223H94V221L97 222L98 220H100V218L98 220L96 219V217L95 218L92 217ZM147 218L149 219V216ZM209 218H211V217H209ZM102 219H103V217L100 220V225L102 224V222H101ZM104 219L106 220V218H104ZM107 219H109V218H107ZM159 219L161 220L162 218L160 217ZM218 219L219 218L217 217L215 222H214L213 218H211V221H209L210 219H208V220L206 219V221H207V223L208 222H210V223L213 222V224L218 222V224L217 223L215 224V228H216V231L220 230V232H221V228H219V230H218L217 227H216V225L218 226L219 223H220L219 227L221 226V221L219 222ZM262 219H264V218H262ZM59 220L63 221L62 223H64L65 220H66V222H67L66 227H63L62 225H64L65 223L64 224H62V223L60 224ZM110 220H109V223L107 222V224H109V225L111 224ZM142 220H144V218ZM145 220H147V219H145ZM198 220H199V218H198ZM202 220H199V221L202 222ZM104 221H103V224H104ZM137 221H136V224H137ZM148 221H150V219ZM152 221H154V220H152ZM226 221L229 222L228 218L226 219ZM111 222L113 223V221H111ZM130 222H131V225L134 224V222L132 223L131 220L129 221V224L128 223H126V224L124 223V227L126 228V231L128 230V232H129V230H132L131 227H130V229L127 228V227L130 226ZM235 222H238V221H235ZM140 223H143V224H140ZM233 223H231V224H233ZM85 224H86V226H84ZM92 224H91V226H92ZM105 224H106V222H105ZM107 224H106V227L108 226ZM116 224H114V225H116ZM138 224H140L141 225L140 228H142V229H140V232H141V230L144 231V229L146 228L145 234H147L146 231L149 230V229L147 230V228L149 226L147 227L146 224H148V222L145 221V224H144V221H142V222H139ZM138 224L136 225L137 227L136 226L135 227L139 230V227H138L139 225ZM176 224H177V222H176ZM184 224H183V227L185 229H187L186 227H188V226H185ZM213 224H212V228H214ZM126 225H129V226L126 227ZM178 225L179 224H177L176 226H178ZM192 225H190L189 228H191ZM70 226H72V228L74 226V228H73L74 230ZM89 226H90V223H89ZM91 226H90V229L93 230V227H95V225L92 226V227ZM142 226H144V227H142ZM210 226H211V224H210ZM210 226H208V225H206V223L204 224L202 222V225L200 227L203 228V230L202 229L201 230L205 234L203 237H206V234H208L209 232H212V231L208 232V230H205V229L209 228ZM226 226H228V224ZM68 227H70L72 229V231L70 230L71 233L67 234V231L69 230ZM84 227H86V229ZM113 227L114 226L112 224V228ZM132 227L134 228V225H132ZM164 227L165 226H163V229H164ZM172 227L173 226H171V228ZM256 227H258L257 224H256ZM64 228L68 229L65 232L66 234L63 233L64 232L63 231ZM109 228L106 230L105 225L103 226V229H105L106 231H111ZM136 228L133 229L132 235L129 234V237L135 235ZM150 228H151V226H150ZM153 228H151V229H153ZM169 228L170 227H168L166 230L170 231ZM175 228L177 229V227H175ZM229 228L230 227L228 226V229ZM244 228H245V230H244ZM195 229H192L193 232L195 231ZM254 229H256V228H254ZM259 229H262V230H259ZM81 230H83V231H81ZM91 230H89V231L91 232ZM112 230L117 231V229H114V228ZM257 230H259L257 234H259V232H261V234L264 233V226L261 225L260 228H257ZM163 231H165V229ZM172 231H173V228H172ZM187 231H188V229H187ZM196 231H197V229H196ZM206 231L208 233H205ZM249 231H252V232L248 233ZM18 232H19V234H21V241L20 242H21V245H22L23 254L20 253L21 255H19L18 252H17V254L14 253L16 255L13 256V254H12L13 252L11 253V251L14 249V247H15V249L17 248V246L13 245V244L17 243L18 241L14 242V239L17 236L15 238L12 237V236L15 235L14 233H18ZM133 232H134V235H133ZM136 232H137L136 235H138V237H139V234L142 233V232L141 233L139 232V234H138V231H136ZM179 232H180V235H181V234L184 233V230L183 229H182V231L178 230V232H177L178 234H176L177 236L179 235ZM213 232H215V231L213 230ZM111 233H113V232H111ZM196 233H198V231ZM203 233L195 235L194 238L197 239L198 241H199V239L200 240L204 239L203 237L201 238ZM212 233L209 234V237L207 236L208 237V238H206L207 241L208 240L210 241L212 239V237H214V236H212L210 238ZM227 233H230V232H227ZM87 234H88L87 236L89 237V235L91 233L87 232ZM113 234L115 236V233H113ZM223 234H221V235H223ZM254 234H256V232L253 233L252 236ZM213 235H215V233ZM152 236H154V235H152ZM262 236H264V235H262ZM141 237H143V236H141ZM198 237H199V239H198ZM144 238H143V240H144ZM252 238H254V237H252ZM235 239H233V240H235ZM243 239H245V240H243ZM258 239H260V240H258ZM80 241L87 242V246L88 247H86V251L85 252L84 251L82 252V249L80 250V248H79L78 244L82 245V242L79 243ZM236 242H234V244ZM242 242L245 243V245H246L245 247H243L244 245H243ZM254 243H256V244H254ZM83 244H84V242H83ZM240 244H242V245H240ZM229 245H230V248H231V243H229L228 246ZM260 245H262V244H260ZM82 246H85V244L82 245ZM82 246H80V247L82 248ZM233 246H235V245H233ZM9 247H10V253L11 254L8 252ZM12 247H13V249L11 250ZM227 248H229V247H227ZM234 248L236 249V246ZM20 249H21V247H20ZM262 250H264V247H262ZM80 251L82 252L81 254L79 253ZM83 253H85L86 256L85 255L83 256ZM229 253H231V250H230ZM252 253L249 254V252H248L247 255L252 257ZM3 254L4 255L6 254V256H4L2 258L1 256ZM255 255H254V257H255ZM22 256H23V258H24V256L26 258L22 259ZM242 256H245V255H239V259H238L239 263H240V259H242L240 257H242ZM249 256H245L244 258H247ZM262 257H264V256H261V258ZM25 259H27V262L24 261L25 263H23V260H25ZM260 260H262V259H260ZM136 262H138V261L136 260ZM141 262H142L141 264H143V263L145 264L146 263L145 260H142ZM250 262L246 261L244 264H246V263L250 264ZM252 263L253 262H251V264ZM135 264H137V263H135ZM149 264H151V263H149Z\"/></svg>","mask_w":264,"mask_h":264},{"label":"rangeland","instance_id":"2","mask_svg":"<svg viewBox=\"0 0 264 264\" xmlns=\"http://www.w3.org/2000/svg\"><path fill=\"white\" fill-rule=\"evenodd\" d=\"M3 1V0H2ZM1 0H0V16H2V18L0 19V21H1V23H0V30H3V31H0V33L1 32H3V33H5V34H3L2 36L4 37V38H0V85H2V87H0L1 88V90H0V92L1 93H3V89L2 88H5V90H4V93H3V95L2 96H0V97H2V98H0V103H1V108H0V129H1V132H3V136L2 137H4V140L6 141V139H7V137H8V139L9 138H11V136H13V134H14V136L12 137V139L14 138V139H17L20 135H21V137H23L22 139L19 137L17 140L18 141H20V140H22L21 141V143H19V146H18V149L16 150L17 151V153H16V156L18 155L19 156V152H21V150L19 151V149H21V147H23L24 145H25V143H26V141L25 140H27V134L28 133H30V131L32 132V131H35V128L36 127H38L37 125H35L34 123H36V122H31V120H32V118L33 119H36V117L37 118H39V119H37V122H39L38 120H42L41 119V117H39L38 116V114H36V113H31L33 110V108H34V106H33V104L36 102V101H33V100H35L36 99V92L40 89V87L37 89V85L40 83V84H42L41 85V89H43L44 87V89H46L45 91H47V92H44V93H46L45 94V97H47V95H48V93H52L53 92V90L54 89H58V88H60V87H63V90H65V86H66V84L68 83L67 81H69V79L71 80V78L73 77H71V74H70V77H69V72L71 73V67H69L67 64L69 63V62H66V61H68V57L66 56V55H64V54H60V55H58L57 53H56V51H57V49H56V47L55 46H52L53 44L54 45H56L57 43V41L55 42L54 40L55 39H53V41H52V36H53V34L52 33H49V32H47V31H49L50 30V22L48 21L49 19V16L48 15H52V12L53 11H51V10H53L54 9V7H55V5H53V1H51V0H4V2H5V4H3V2H2ZM22 2V3H18V2ZM25 1V2H24ZM40 1V2H39ZM79 1H83V0H79ZM98 1H100V0H98ZM122 1V0H121ZM130 1V0H129ZM145 0H143L142 2H144ZM146 1H148V0H146ZM151 1V0H150ZM153 1V0H152ZM157 1V0H156ZM159 1V0H158ZM162 1V0H161ZM165 1V0H164ZM163 1V3H164V5L163 6H165V4H166V2H168L167 0L164 2ZM220 1H222V0H220ZM227 2V0H224L223 2ZM74 3H75V5L74 6H78L77 5V3H76V0H74L73 1ZM87 1H84V4L86 3ZM94 2L95 1H91V2H88V3H86V4H89V5H84V6H89V7H93L94 6ZM132 2V1H131ZM131 2H129V6H128V2H127V4H125L124 3V1H123V3L120 5L121 7H118L119 8V10H114V12H116L115 13V16L113 15V14H111V18L112 19H109L110 17H108V20H109V23H108V26H107V28H109V30H107V28H106V26L105 27H103L104 29H106V32H105V34H107V36L105 35V37H111V39H112V37L113 38H115L114 37V35H116V33L119 35L120 34V30H121V34H120V38L118 37V35H117V39H118V41L119 42H116L115 40H117V39H115V40H113L114 41V43H118V47H116V50L114 49V46H117V45H109L108 43H111V39L108 37L107 38V40H105V37L104 36H102V39L101 40H105L104 42L106 43V42H108L107 43V45H109V46H107L108 48L109 47H113V49H108L107 50V48H105L106 50H107V52L109 51V52H111L110 50H113V53L112 54H108V55H106V61H105V63H106V65H107V69L105 70V71H108L109 70V72H105L106 74L107 73H112L110 76L112 77H110L111 79H109V77L108 78H106L104 81L105 82H107V79H109V80H111V82H110V85L112 84V85H114V82H112V81H115V87L117 88V89H115V91H117V90H119V92L121 91L122 92V90L121 89H123V88H125L124 89V91L122 92V93H116V92H111V88H115L114 86L112 87V85H111V87L109 86H107L106 87V85H105V82L102 80L103 78H105V73H104V71L102 70L104 67H103V65H102V71H100V73L99 74H103L104 73V77H101L102 75H100V78H98V71L99 70H97V73L95 74V73H93V74H95V76H94V79L96 78V76H97V78L99 79V81H98V79L96 80H94L93 79V81H96V83H94L93 84V86H95L94 88L92 87V90H91V92L92 93H96L97 91L96 90H99V85H101V88H100V90L101 89H103V91H99V92H97V94L94 96V94H91L90 92H89V89L87 90V87H85V90L86 91H88V93L89 94H91L92 96H94L93 98H94V100H93V98H91V95H88L89 97H90V99H92V103L94 102V103H97L96 102V98H98L99 99V96H100V98L102 99L103 98V100H98L97 99V101H99L96 105H94V103L93 104H88V105H94L93 107L95 108L96 106H97V110L100 108V106L102 107V110H104V111H107L108 110V108L110 107V104H111V106H112V104L114 103L115 105H117V103H118V105L116 106V107H121V108H119V111L121 112V110L123 111L122 113H124V114H126V113H128V112H130L129 110H132V109H134V112H135V109H138V111H139V113L141 112V113H143V114H141V115H143V116H141L140 115V117H143L142 119H144V114L145 115H147L148 117H149V119H151V120H153L152 122L154 123V124H156L157 126L158 125H164L165 127H163V126H161V127H163L164 129L166 128V126L168 127V126H170L171 124L172 125H174V126H170V128L171 129H173L174 130V132L177 134H175V133H173V134H175V136H182V134L184 135V136H186L187 134L186 133H189L190 132V128H191V123H190V125H188L187 124V122L189 121V119H190V115H186L185 116V110L184 111H182V109L181 108H178V109H181V111H182V113L184 112V115L182 114V113H180L178 110H175L174 112L175 113H173V111H170V112H172V115H170L169 114V117L166 115V114H168V113H165L164 115H166V117H164L165 119H167L166 120V122L163 120L164 118H163V116H161V114H160V116L157 114V112L155 113V111H154V109L156 108L157 110L160 108V110H162L161 109V107L163 106V103L164 104H166L167 105V102L169 101L170 103L168 104V106H172V107H174V103H172V101H173V98H174V96H172L171 98H172V100H168L167 102H166V100H167V98H170V97H168L169 95H170V91H168L169 89H166L165 88V91H164V86L163 85H160V84H162L161 83V81H157V79H158V77H157V79L155 78L156 76H155V69H151V68H156L157 69V67H161L162 65L160 64L161 62V60H159V59H161L162 57H164V58H162V61H163V59L165 60V62L163 63L162 62V64L164 65L165 63V65H164V67H163V69H166V70H164V71H169L170 69H172V68H174V69H176V68H178V70H179V68H182L184 71H185V73H187V68H186V66H184L182 63H181V65L175 60L176 59V57L178 58L179 56H180V58H187L186 56H182V55H180V52L182 53V54H184L185 52H186V49L189 47V46H191V45H189L191 42H193V39H192V37H191V39L189 40V43L187 42V39H189V35L188 34H186V26L187 25H185L184 26V24H182L183 23V21L185 20V18L184 19H181L182 20V22H181V20L180 19H175V21H176V24L178 23V20H179V22L181 23V25H183L186 29L184 30V28L182 27V28H179L178 26H179V24L178 25H176L175 26V23L173 24V28L171 29V30H169V29H166L167 31H170V32H168V34L170 33L171 35H172V33H173V37L176 39V37L178 38V36H179V33L180 32H184L185 31V35H187L186 37H188V38H184L183 36H185V35H181L180 34V36L182 37L181 38V41H182V45H181V43H180V40L179 39H177V40H175L174 41V38H172L173 39V43H172V45H170L171 44V41H170V43L168 44L169 46V48H170V50H169V48H167L163 53H161V55L159 54V52L157 53L156 52V49L158 48V47H156V49H154L155 51L153 52L152 51V49H150V47L148 48V46L149 45H147L146 43H145V41L144 40H146V39H144L145 37H143V38H140V39H144L143 41H144V43H142V46L144 45V44H146L147 45V48L149 49H147L146 51H145V47H146V45H145V49L144 48H142V49H144V50H142L141 49V47H138V46H136V44L138 45V41H139V37L138 36H136L135 38H134V35L135 34H137L136 32H138V27L140 26V28H141V26H142V24H140V21H142L143 22V20L142 19H144L143 18V16L144 15H141L142 17H138V14H139V11H141V9L140 8H142V4H140V5H142L141 7H138L139 6V3L141 2V0H139V1H137L136 3L138 4V6H137V4H135V6H137L140 10H138V8L137 7H135L136 9H135V11L133 12L134 14V16H133V18L130 16L131 14L129 13L130 11H133V8H134V6L133 5H131ZM153 2H155V0L153 1ZM180 2V1H179ZM2 3V4H1ZM9 3V4H8ZM80 3H82V2H80ZM79 3V4H80ZM99 3V2H98ZM150 3V2H149ZM144 3V7L142 8V10L143 9H146V10H148L146 7H147V5L146 4H148V5H150L151 6V8L153 7V6H155L156 4H153L152 2V4L150 3ZM156 3V2H155ZM159 3V2H158ZM162 3V4H163ZM189 3V2H188ZM221 3V2H220ZM219 3V4H220ZM231 2L229 1V4H230ZM13 4V5H12ZM28 4V5H27ZM83 4V3H82ZM95 4H96V2H95ZM125 4V5H124ZM161 4V3H160ZM161 4V5H162ZM182 4H183V2H182ZM182 4H180L179 6H181ZM225 4V8L227 9V7L229 6V5H227L226 6V3H224ZM2 5V6H1ZM39 7H38V6ZM159 5V4H158ZM167 5V4H166ZM221 5H223V3H221ZM12 6V7H11ZM20 6V7H19ZM32 6V7H31ZM43 6H44V8H43ZM50 6H51V10H50ZM79 6H82V5H79ZM115 6H116V4H115ZM133 6V7H132ZM160 6V5H159ZM162 6V7H163ZM175 6V5H174ZM177 6V5H176ZM178 6V7H179ZM83 7V6H82ZM88 7V8H89ZM127 7V8H126ZM162 7H157V9H156V13L159 15V12L158 11H160L161 9H163ZM222 7H224V6H222ZM13 8V9H12ZM39 10H38V9ZM49 8V9H48ZM117 8V9H118ZM126 8V9H125ZM129 8V9H128ZM151 8H150V10H148V12L150 11H153V10H155V7H153V10H151ZM20 9V10H19ZM24 9H26V10H24ZM48 9V10H47ZM70 9V8H69ZM68 8H67V10L66 11H69L70 13H71V11L73 12L74 11V13L76 14V8H74L73 10L72 9H70L69 10ZM76 9V10H75ZM84 9V10H83ZM90 9V8H89ZM124 9V10H123ZM23 10V11H22ZM46 10V11H45ZM87 10L88 9H85V7L84 8H82V10L80 9V11H82V14H80L79 15V10H77V12H78V14H76L77 15V17H78V22H77V25L78 24H80V26H78V28H80L81 29V32H84L83 31V27H81L82 26V21H81V16H83V15H87L86 13H87ZM121 10V11H120ZM123 10V11H122ZM130 10V11H129ZM137 10V11H136ZM224 10L225 9H223V11H222V14L224 15ZM262 10H264V9H261V8H259V11L260 12H264V11H262ZM18 11H20V14H19V12ZM36 11V12H35ZM38 11V12H37ZM89 11V10H88ZM125 11H129V12H125ZM259 11L257 10L256 12H258L259 13ZM30 12V13H29ZM44 12V13H43ZM68 12V13H69ZM113 12V11H112ZM122 12H124V13H122ZM138 12V14L137 15H135L136 13ZM225 12H227V10L225 11ZM47 13H48V15H47ZM73 13V14H74ZM127 13H129V14H127ZM142 13V12H141ZM143 13H145L144 12V10H143ZM43 14V15H42ZM45 14L48 16L46 19L47 20H42L44 17H45ZM117 14V15H116ZM152 14H154L155 16H153L154 18L155 17H157V14H155L154 12L152 13ZM181 15L183 14V13H180ZM228 14H229V12H228ZM261 14H264V13H260V16H261ZM26 15H28V16H26ZM104 15V14H103ZM102 15V16H103ZM107 15H109V14H107ZM123 15H124V17H123ZM127 15V16H126ZM129 15V16H128ZM140 15V14H139ZM146 15H148V13H146ZM150 15V16H149ZM147 17H151V14H149ZM160 15H162V14H160ZM185 15V14H184ZM183 15V16H184ZM188 15V14H187ZM227 15V14H226ZM231 14H229L228 15V20H229V16H230ZM14 16V17H13ZM30 16V17H29ZM40 16H42V17H40ZM105 16V15H104ZM125 16H126V19H125ZM164 16V15H163ZM163 16H162V19H159V17H161V16H159L158 17V19H157V22L156 21H154L155 23L154 24H158L157 25V27H153V25H152V21H153V17H152V19H150V21L152 22H150L151 23V25H152V28H150V24H148L149 26H146L145 24H143V25H145V27L143 28V29H145V31L146 30H154L155 28H157L158 29V27L160 26V22H161V20H163ZM175 16H178V18H179V13H178V15H177V12H176V15ZM182 16V17H183ZM186 16V15H185ZM184 16V17H185ZM17 17V18H16ZM31 17H32V19L33 20H31ZM59 17V15L56 17V18H58ZM106 17V16H105ZM114 17V18H113ZM132 18V21H131V18ZM137 17V18H136ZM147 17L145 16V22L147 21ZM181 17V16H180ZM221 17H225V15L224 16H222L221 15ZM16 18V19H15ZM25 18H27V19H25ZM39 18V19H38ZM91 18H92V15H91ZM91 18H89V19H91ZM129 20H128V19ZM134 18H136V19H134ZM262 18H264V17H262ZM45 19V18H44ZM80 19V20H79ZM140 19V21H138ZM225 19L227 20V17H225ZM15 20V21H14ZM16 20L18 21V22H16ZM26 20H29V22L30 23H27L28 21H26ZM105 21H107L108 22V20H107V18L106 19H104ZM103 20V21H104ZM118 20V21H117ZM128 20V21H127ZM155 20V19H154ZM160 20V21H159ZM221 20H222V18H221ZM227 20V21H228ZM25 21V22H24ZM49 22V23H46V25H45V22ZM105 21H104V23H105ZM129 22V24H127V26L126 27H124L123 29H122V27H121V23H126V22ZM159 21V22H158ZM174 21V22H175ZM186 21V20H185ZM3 22V23H2ZM4 22H5V25H4ZM38 22H40V23H38ZM111 22H112V24H111ZM113 22H114V24H113ZM148 22V23H149ZM10 23V26L8 25V26H6L7 24H9ZM15 23V24H14ZM18 23V26L16 25ZM42 23V24H41ZM89 23V22H88ZM115 23H116V25H115ZM132 23V24H131ZM134 23V24H133ZM38 24V25H37ZM139 24V26H137ZM147 24V23H146ZM186 24V23H185ZM2 25H3V29L1 28L2 27ZM14 25H16V27L14 26ZM28 25H29V27L30 28H32V29H30L29 27H28ZM40 25V26H39ZM105 25V24H104ZM109 25H110V27H109ZM135 25H136V27H135ZM24 26V27H23ZM27 26V28H29V29H27V28H25ZM37 26H38V28H37ZM47 26V27H46ZM50 26V27H49ZM175 26V27H174ZM4 27H6V30H5V28ZM8 27H9V29H8ZM77 27V26H76ZM130 27V28H129ZM134 27V28H133ZM176 27L177 28H179V29H176ZM181 27V26H180ZM23 28H25V29H27V30H23ZM43 28V29H42ZM139 28V30H141ZM160 28V27H159ZM11 29V30H10ZM41 29H42V31H41ZM80 29L77 31V29H76V34L80 31ZM103 29V31H105ZM117 29V30H116ZM119 29V30H118ZM127 29V31H125ZM135 29H137V31L135 30ZM157 29H155V30H157ZM173 29H175V30H173ZM180 29L181 30H184V31H180ZM31 30V31H30ZM47 30V31H46ZM87 30V29H86ZM165 32H166V30L165 29H163ZM160 31V32H163V33H165L164 31ZM178 30H179V32H178ZM10 31V32H9ZM89 31H91L90 30V27L88 28V33H90ZM129 31H130V33L132 34V36H131V34L129 35ZM134 31H136V32H134ZM143 31V30H142ZM148 31H146V32H148ZM159 31V30H158ZM157 31V32H158ZM174 31H175V33H174ZM176 31H177V34H176ZM7 32H9V33H7ZM32 32V33H31ZM42 32V33H41ZM80 32V33H81ZM109 32V33H108ZM122 32H123V34H122ZM134 34H133V33ZM145 32V33H146ZM159 32V33H160ZM47 33H49V34H51V36L48 38V36H46V35H48ZM80 33H79V38L81 39V37H80ZM85 34H83V33H81V36L83 35H88V33L86 34V32H84ZM2 34V33H1ZM8 34V35H7ZM109 34H111V35H109ZM114 34V35H113ZM165 34H167V33H165ZM169 34V35H170ZM176 35V37H175V35ZM184 34V33H183ZM11 35V36H10ZM43 37H41V36ZM104 35V34H103ZM113 35V36H112ZM144 35H146V34H144ZM178 35V36H177ZM2 36H0V37H2ZM5 36H6V38H5ZM9 36V37H8ZM46 36V37H45ZM82 36V37H83ZM141 36V35H140ZM129 37H131V39L133 40H130L129 39ZM42 38V39H41ZM48 38V39H47ZM51 38V39H50ZM78 37L76 36V39H77ZM78 38V39H79ZM86 38H88V37H86ZM104 38V39H103ZM37 39H38V41H37ZM78 39L76 40V41H78ZM108 39L110 40V41H108ZM128 39V40H127ZM183 39V40H182ZM84 40V41H83ZM100 40V41H101ZM138 40V41H137ZM28 41H29V43H28ZM75 41V42H76ZM85 41H86V44H88V45H90L89 44V41H90V39L88 38V40H86V39H84V38H82L81 39V44H83V45H85L86 46V44H85ZM88 41V42H87ZM142 41V40H141ZM141 41H139V42H141ZM177 41V42H176ZM185 41V42H184ZM75 42H74V44H75ZM129 42V43H128ZM147 42V41H146ZM176 42V43H175ZM186 42H187V44H186ZM56 43V44H55ZM101 43V42H100ZM113 43V42H112ZM136 43V44H135ZM184 43V44H183ZM49 44H51V47L49 48ZM73 44V43H72ZM76 44H78V43H76ZM94 45L95 46V44L94 43H91V45ZM104 44V43H103ZM29 45H30V48H29ZM79 45V44H78ZM83 45H81V47H83ZM131 45V46H130ZM136 46V48L138 49V50H142L143 52H141L140 53V55H144V57L142 58L143 60L145 59V57H146V59H145V62H143V60L142 59H138V60H141V62H143V63H147V65H145V67H149V68H145L144 67V64L143 63H140L138 60H137V57L136 56H134V53L132 52V51H134V52H137L136 51V49L133 47V46ZM176 45H177V47H176ZM180 45H181V47L182 46H184V47H180ZM186 45V46H185ZM94 46H91V47H94ZM103 46V45H102ZM128 46V47H127ZM129 46H130V48H129ZM156 46V45H155ZM176 48H175V47ZM73 47H74V45H73ZM75 47H76V45H75ZM74 47V48H75ZM78 47H80V45L78 46ZM111 47V48H112ZM172 47H174V48H172ZM84 48V47H83ZM103 49H104V47H102ZM131 48H133V50L131 49ZM2 49V50H1ZM78 49V48H77ZM93 49V48H92ZM92 49H89L88 48V46H87V48H85L84 50H80L81 51V54L83 53V54H88V55H91V53H90V50H92ZM99 49H101V48H99ZM102 49V50H103ZM175 49V50H174ZM52 50V51H51ZM173 50V51H172ZM179 50H181V51H179ZM53 51H55L54 53H55V55L56 56H54V53H53ZM84 51H85V53H84ZM92 51H94V50H92ZM104 51V50H103ZM123 51H125V52H123ZM144 51L146 52L145 54H142V53H144ZM151 51H152V53H151ZM157 51H159V50H157ZM169 51H171V53L172 52H174V54H175V56H174V63H177V64H173L172 62H173V59L172 60H170V58L171 57H173V53L171 54ZM175 51H176V53H175ZM185 51V52H184ZM95 52V51H94ZM100 52L101 53H103L101 50H100ZM140 52V51H139ZM139 52H138V54H139ZM90 53V54H89ZM96 53H98L99 55H101L102 56V59H97L98 57H99V55L97 56L95 53V55H96V57H94L96 60L95 61H97V62H94V63H92L93 61L90 59V57H89V59L92 61L91 63H92V66H93V68H95V65H98L99 63H98V61H101V64L103 63V64H105L104 62H103V59H105V55L103 56V54H101V53H99V52H96ZM133 53V54H132ZM157 53V55H156V57H155V55L153 56V54H156ZM167 53H169V54H167ZM104 54H106V51L104 52ZM136 54V53H135ZM137 54V56L139 57V55ZM165 54V55H164ZM167 54V55H166ZM63 55H64V57L65 58H63ZM120 55V56H119ZM150 55H152L153 57H155V58H152V56H150ZM58 56V57H57ZM93 56V55H92ZM100 56V57H101ZM141 56V57H142ZM159 56L161 57V58H159ZM167 56V57H166ZM170 56V57H169ZM209 56V55H208ZM42 57H44V58H42ZM67 57V58H66ZM86 58H87V55L85 56ZM122 57V58H121ZM148 57V58H147ZM204 57H206V56H203V58ZM61 58H62V60L64 59H66V65H65V62H63V61H61ZM91 58H93V57H91ZM126 58V59H125ZM158 58V59H157ZM208 58H210V62H212L211 61V59L213 60V58H211V57H208ZM44 59V60H43ZM132 59V60H131ZM133 59H134V61H133ZM150 59V60H149ZM156 59H157V62H156ZM94 60V59H93ZM112 60V61H111ZM152 60V61H151ZM155 60V61H154ZM56 61H58V63L56 62ZM82 61V60H81ZM79 62V64L80 65H82L83 66V62ZM116 61V62H115ZM209 60H207V57H206V62H208ZM111 62V63H110ZM112 62L114 63V64H112ZM171 62V63H170ZM181 62V61H180ZM202 62H205V58L203 59V61ZM43 63V64H42ZM64 63V64H63ZM76 63V62H75ZM85 63V62H84ZM91 63H90V65H91ZM209 63V62H208ZM70 64V63H69ZM94 64V65H93ZM141 64H143V65H141ZM158 64H160V66H158ZM172 64V65H171ZM212 64V63H211ZM210 64V65H211ZM44 67H43V66ZM64 65L66 66V67H64ZM72 65H74L73 63H72ZM76 65H77V63H76ZM75 65V66H76ZM86 65V64H85ZM106 65H104L105 67H106ZM143 66V68L145 69V70H143L142 69V67L141 66ZM157 65V66H156ZM168 65V66H167ZM41 66H42V68H41ZM48 66V67H47ZM58 66H60V67H58ZM75 66H73V67H75ZM151 66H153V67H151ZM169 66H171V67H169ZM68 67V68H67ZM84 67V66H83ZM141 67V68H140ZM45 68V69H44ZM66 68V69H65ZM77 68H79L78 69V71L80 70V71H82L80 68H82V67H80V66H78V67H76V69ZM91 67H89V65H88V70H87V72L89 71V69H90ZM115 68V69H114ZM158 68V69H159ZM170 68V69H169ZM55 69V70H54ZM70 69V70H69ZM73 69V68H72ZM85 69H87V68H85ZM141 69V70H140ZM148 69H150L149 70V75H148V77H147V75L145 74L144 75V73H146V70L148 71ZM173 69V70H174ZM95 70V71H96ZM113 70H114V72H115V74H114V72H113ZM139 70H140V72H139ZM143 70V72H141ZM153 71L152 73L154 74H152L151 73V75H150V71ZM177 70V69H176ZM43 71V72H42ZM62 73H61V72ZM110 71H112V72H110ZM184 71H183V74H185L184 73ZM52 72H53V74H52ZM68 74H67V73ZM75 72V74H76V71H74ZM139 72V73H138ZM219 73L217 74V75H219L220 73H221V69L218 71ZM41 73V74H40ZM42 73H43V75H42ZM46 73H48V74H46ZM56 73H57V75H56ZM82 73V75H84L85 73H86V70H84L83 72H81ZM84 73V74H83ZM215 73H217V72H215ZM214 73V74H215ZM52 74V75H51ZM77 74H80V73H78L77 72ZM188 74V73H187ZM48 75H50V76H48ZM59 75V76H58ZM61 75H62V77H61ZM87 75V74H86ZM109 74H107V76H108ZM220 75H222V73L220 74ZM57 76V77H56ZM143 76L145 77L146 76V79L147 80H145V82H144V80H143ZM149 76L151 77V79L149 78ZM155 76V77H154ZM48 79H47V78ZM50 77V78H49ZM54 77V78H53ZM69 77V78H68ZM78 77V76H77ZM77 77H75L74 76V81H76L77 82V79H79V77L81 78L82 76H80L79 75V77L77 78ZM178 77V76H177ZM183 77H185L186 78V76H183ZM182 77V78H183ZM221 77V76H220ZM53 78V79H52ZM60 78V79H59ZM67 78V79H66ZM84 78H85V76H84ZM83 78V79H84ZM102 78V79H101ZM179 78V80H180V78H181V76H179L178 77ZM181 78V79H182ZM7 79V80H6ZM51 79V80H50ZM64 79H66V81L64 80ZM76 79V80H75ZM113 79V80H112ZM142 79V82H144L143 84L141 83V82H139L140 80ZM155 79V80H154ZM188 79H189V81L191 80V81H193V84H194V82L196 81V79H194V77H192V75L191 74H188V77H187V79H186V81H188ZM20 80H21V82H20ZM47 80V81H46ZM150 80V81H149ZM151 80H153V85L152 86H150L149 84H152V82H151ZM183 80H185L184 78H183ZM7 81V82H6ZM73 79L71 80V81H69L70 83H73V84H75V82L73 81ZM83 81V80H82ZM82 81H80L81 83H82ZM84 81L86 82L87 80H85L84 79ZM92 81V82H93ZM101 81H103V83L101 82ZM178 80H176V82H177ZM186 81H185V83H186ZM187 82V83H190V82ZM36 82H37V84H36ZM65 82V83H64ZM79 82V81H78ZM101 82V83H100ZM140 84H142V85H140ZM160 82V83H159ZM184 82V81H183ZM182 82V83H183ZM197 82V81H196ZM97 83L99 84L98 86H97ZM45 84H47V85H45ZM50 85V88H48L49 87V85ZM56 84V85H55ZM57 84H58V86H57ZM65 84V85H64ZM123 84H125L124 86H123ZM129 84V85H128ZM137 84H138V87H140V86H142V88H137ZM160 85V87H162V90H160L159 91V89H161L160 87H158L157 85ZM192 86H195L196 84H192V83H190ZM9 85H10V88H9ZM27 85H29V86H27ZM35 85L37 86V87H35ZM76 85V84H75ZM74 85V86H75ZM82 85V84H81ZM85 85V84H84ZM89 85V84H88ZM87 85V86H88ZM105 85V86H104ZM108 85H109V81H108ZM126 85H128V86H126ZM134 85V86H133ZM147 85H149L148 86V88H147ZM156 85V86H155ZM189 85V84H188ZM15 86H16V88H15ZM40 86V85H39ZM60 86V87H59ZM73 86V85H72ZM91 86H92V84H91ZM103 86V87H102ZM146 86V87H145ZM181 86V85H180ZM183 86V85H182ZM13 87V88H12ZM23 87H25V88H23ZM26 87H27V89H26ZM65 87V88H64ZM76 87V86H75ZM98 87V88H97ZM104 87H106V89H107V91H108V97H106V95H107V93H104V91L106 92V89L104 88ZM119 87V88H118ZM135 87L137 88V89H140L139 90V92H137V90H136V92L134 93L133 92V89L132 88H134V90H135ZM144 87V88H143ZM184 87H187V84L185 85L184 84ZM188 87H191V86H188ZM97 88V89H96ZM110 88V89H109ZM129 88V89H128ZM153 88V89H152ZM180 88V87H179ZM183 88V87H182ZM181 88V89H182ZM12 89V90H11ZM13 89H14V91H13ZM50 89V90H49ZM62 89V88H61ZM73 89H75V88H73ZM105 89V90H104ZM127 89V90H126ZM132 90V92H131V90ZM150 89V90H149ZM158 90V91H154V90ZM11 90V91H10ZM25 90H29V91H25ZM31 90H32V92H31ZM114 90V89H113ZM125 90H126V92H125ZM75 91V90H74ZM129 91V92H128ZM149 91V92H148ZM13 92V93H12ZM24 92H26V94L24 93ZM33 92H35V94L34 95H32L31 93H33ZM104 93L105 94V96H103V95H100L101 93ZM109 92H111L110 94L111 95H113L114 96V98H116V100H114V99H111V100H113L112 102H111V100L109 101V103L108 102H106V100H107V98H111V96H110V94H109ZM151 92V93H150ZM156 92H157V94H156ZM160 92H165V93H161L160 94ZM1 93H0V95H1ZM8 93V94H7ZM19 93H21V94H19ZM102 93V94H103ZM115 93H116V95H115ZM140 93H141V95H140ZM19 94V95H18ZM23 94H25V95H23ZM99 94V95H98ZM123 94V95H122ZM126 94V95H125ZM161 96H164V94L166 95V97L164 96V98L166 99L165 101H162V100H158L157 99V105H162L161 107H155L156 105L154 104V102H155V100H156V98L158 97V98H160V95ZM169 94V95H168ZM30 95H32L33 97H34V99H32L31 100V98H33L32 96L30 97V99H28V97L30 96ZM133 95V96H132ZM149 95V96H148ZM159 95V96H158ZM9 96H10V98H9ZM11 96H12V99H13V101L10 103V99H11ZM18 96H20V97H18ZM21 96H24V97H21ZM50 96V95H49ZM52 96H53V98H52ZM51 97H48L47 99L49 100V102H48V100H47V106H48V108H49V110H48V113H50L49 111L51 110V113L50 114H54L55 112H61L62 111V113L66 110V107L67 106H65V109H64V107H63V104H60V103H56V101L57 100H60V99H58L56 96H54V95H52ZM86 96V95H85ZM88 96H87V98H85V101H84V104L83 105H85L84 106V109H85V107L87 106V103L89 102V103H91V101H88L87 102V100L89 99L88 98ZM103 96V97H102ZM112 96V97H113ZM128 96V97H127ZM13 97H15V100H14V98ZM54 97L56 98V99H54ZM96 97V98H95ZM104 97L106 98V100H104ZM119 97V98H118ZM148 97V98H147ZM151 97V98H150ZM9 99V101H8V104L9 105H6L5 104V101H7L6 99ZM16 98H18L17 100H16ZM22 98V99H21ZM121 98V100H119ZM123 98H125V99H123ZM11 99V100H12ZM54 99V100H53ZM70 99V98H69ZM87 99V100H86ZM133 101H132V100ZM142 99V100H141ZM152 99H154V100H152ZM162 99V98H161ZM184 99H186V98H184ZM25 100V101H24ZM26 100H28V101H26ZM30 100V101H29ZM117 100H119L120 102L122 101V100H125V104H126V102L127 101H129L130 102V105L133 107L134 106V108H131V106L128 108V107H126L127 106V104L125 105L124 104V102L123 103H120L119 101H117ZM145 100V101H144ZM164 100V99H163ZM174 100H175V98H174ZM22 101V102H21ZM34 102V103H32V102ZM52 101H53V103H52ZM70 101V100H69ZM102 101H104V103H101ZM115 101L117 102V103H115ZM154 101V102H153ZM23 102H25V103H23ZM54 102H55V104H54ZM86 102V103H85ZM106 102V103H105ZM151 102H153V103H151ZM175 102V101H174ZM7 103V102H6ZM143 103H145V104H143ZM150 103V104H149ZM4 104V105H3ZM21 104H23L22 106H23V108L21 107ZM27 104H29V107L27 108ZM32 104V105H31ZM59 104V105H58ZM103 104V105H102ZM105 104H107V106H109L108 108H106L107 106L105 105ZM113 104V105H114ZM121 104V105H120ZM123 104H124V106H123ZM155 106H154V105ZM171 104V105H170ZM173 104V105H172ZM55 105V106H54ZM62 105V106H61ZM100 105V106H99ZM104 105H105V109H104ZM145 107H144V106ZM147 105V106H146ZM159 105V106H160ZM179 105V104H178ZM177 105V106H178ZM8 106V107H7ZM32 106V107H31ZM90 107V109L88 110V111H91L92 112V108L93 107ZM99 106V107H98ZM137 106H138V108H137ZM168 106H164V107H168ZM3 107V108H2ZM10 107V108H9ZM136 107V108H135ZM139 107H140V109H139ZM153 107V108H152ZM155 107V108H154ZM163 107V108H164ZM180 107V106H179ZM63 108V109H62ZM89 108V107H88ZM93 108V112H92V116L90 115V114H88V111H87V113L85 112L86 110H79L80 111V113H81V111H84L82 114H83V117H81V115L82 114H80L79 113V111H78V109L75 111V112H73L74 111V109H73V111H71L72 113V116L75 118V121L77 120V121H80V122H78L79 123V125H81V126H78V127H80L81 129H82V131H83V129H86L85 128V126L86 127H91V125L94 127H96V126H100V122L98 121L97 122V118H94V112L96 111L95 109ZM124 108L126 109V110H124ZM131 108V109H130ZM147 108H149L148 110H146ZM152 108V109H151ZM164 109V110H167V109ZM2 109V110H1ZM30 109L32 110L31 112H30ZM62 109V110H61ZM81 109H83V108H81ZM107 109V110H106ZM115 109H117V108H115ZM121 109V110H120ZM129 109V110H128ZM155 109V110H156ZM169 109H173V108H169ZM19 110V111H18ZM64 110V111H63ZM164 110H163V112H164ZM20 112L21 111V113L20 114H18V116H19V118H18V116H13L12 114L14 113V114H17L16 112ZM54 111V112H53ZM98 111H100V109L98 110ZM112 111V110H111ZM128 111V112H127ZM159 111V110H158ZM176 111H178L180 114L178 115L177 114V118H178V120L180 119L181 121H186V122H181V121H178V122H181V124L179 123V125L177 126V118L175 119V117H176ZM34 112V111H33ZM79 113L80 114V117H78V115L79 114H77V113ZM102 112V111H101ZM108 112V111H107ZM110 112V111H109ZM114 112L116 113V111L114 110ZM136 112H137V110H136ZM135 112V113H136ZM166 112V111H165ZM75 113H76V115H75ZM84 113H85V115H84ZM90 113V112H89ZM96 113V112H95ZM97 113H99V112H97ZM97 113H96V115H97ZM117 113H118V111H117ZM138 113V114H139ZM154 115H153V114ZM5 114H7V115H5ZM52 114V115H53ZM111 114H113V111L110 113V115ZM132 114V115H131ZM131 114L129 113V115H131V117L134 115V113H132V111H131ZM4 115H5V117H4ZM8 115H9V117H8ZM11 115V116H10ZM32 115H37V116H32ZM129 115L127 114V116L129 117ZM135 115H137V113L135 114ZM183 115V116H182ZM1 116H3L2 118H1ZM21 116H22V118H21ZM126 115H125V118H124V121L125 120H127L126 119V117H127ZM173 116H175V117H173ZM180 116V117H179ZM184 118V120H183V118ZM189 116V117H188ZM7 117V119L9 120H7V119H5ZM13 117H15V118H18L17 119V121L16 120H13L12 121V118ZM78 117V118H77ZM96 117V116H95ZM130 117V118H131ZM134 117V116H133ZM132 117V118H133ZM137 117V119L134 117L133 119H134V121H135V119H136V122L138 121V115L136 116ZM152 117V118H151ZM159 117H160V119H159ZM174 118V120L172 119V118ZM4 118V119H3ZM10 118H11V120H10ZM14 118V119H15ZM77 118V119H76ZM87 118V119H86ZM130 118H129V120H130ZM132 118H131V120H130V122L131 121H133L132 120ZM157 118V119H156ZM161 118H163V119H161ZM170 118V119H169ZM2 119V120H1ZM28 119L30 120V121H28ZM140 119V118H139ZM148 119V118H147ZM169 119V120H168ZM172 119V120H171ZM6 120V121H5ZM85 120V121H84ZM93 120H95V121H93ZM116 120V119H115ZM141 120V119H140ZM151 120H149V122H150V124L152 123L151 122ZM171 120V121H170ZM28 121V122H27ZM35 121V120H34ZM76 121V122H77ZM134 121L133 122H131V124L132 125H134ZM142 121H144V120H142ZM141 121V122H142ZM168 121H170V122H168ZM174 121H175V123H174ZM10 122V123H9ZM23 122H27V124H25L26 125V129L25 130H22V128L21 127H23L22 125H24V123ZM76 122H75V124H76ZM86 122H89V126L88 125H86L87 123ZM145 122V121H144ZM189 122H191V119H190V121ZM188 122V123H189ZM8 123H9V132L6 130V125H8ZM14 123H16V125L14 124ZM21 123V125L19 126V124ZM138 123V122H137ZM135 124V125H138V127H136L135 126V129L136 128H138L139 130H141V127H142V125H144L143 124V122L140 124V123H138V124ZM148 123V122H147ZM167 123V124H166ZM170 123V124H169ZM174 123V124H173ZM182 123H184L186 126L188 125L190 128V130L188 131V132H185V130H184V124H182ZM4 124V125H3ZM15 126H14V125ZM43 124V123H42ZM129 123H127L126 124V122H123V126L121 125V127L124 129V128H127L129 125H128ZM176 124V125H175ZM24 125V126H25ZM78 124H76V126H77ZM84 125V126H83ZM126 125H127V127H126ZM141 127H140V126ZM146 125V124H145ZM149 125V124H148ZM180 125H181V127H180ZM183 125V126H182ZM194 125V124H193ZM12 126H14V127H12ZM41 126V125H40ZM44 125H42L41 127H43ZM150 126L151 125H149L148 127H147V130H148V128H149V130H150ZM49 127V126H48ZM59 127V129H60V126H57L56 127V129ZM140 127V128H139ZM151 127H153V128H155L154 127V125L153 126H151ZM160 127V130L162 129ZM18 128H20V130H17ZM25 127H23V129H24ZM27 128L29 129V130H27ZM38 128H40V127H38ZM38 128H36V131L38 130ZM80 128H78V129H80ZM144 128V127H143ZM159 128V127H158ZM169 127H168V129H170ZM174 128H176V129H180V131L178 130V131H176V129H174ZM188 128V127H187ZM186 128V129H187ZM193 128V127H192ZM13 129H14V133H13ZM59 129L58 130H56L57 132L56 133H58V135L59 136H61V134H60V131H59ZM137 129V130H138ZM145 129V128H144ZM61 130V129H60ZM75 130V132H77V134H78V131L79 130H77L76 128L74 129ZM77 130V131H76ZM148 130V131H149ZM152 130V129H151ZM150 130V131H151ZM154 130V129H153ZM160 130H159V132H160ZM166 130H167V128H166ZM193 130V129H192ZM28 131V132H27ZM35 131V132H36ZM148 131H147V133L143 130H141V132L140 131H138L139 133H141V135L139 136L140 138H139V141L140 142H142V140H143V138L146 136V134H148L149 136L151 135V136H153L154 134H150V131H149V133H148ZM156 131V130H155ZM154 131V132H155ZM168 131H170V130H168ZM183 131V132H182ZM187 131V130H186ZM194 131V130H193ZM196 131V130H195ZM24 132H26V135H25V133ZM75 132H74V136H75V138H76V134H75ZM145 132V134H144V136H143V133ZM20 133V134H19ZM158 133V132H157ZM185 133V134H184ZM190 133H192L193 135H194V133L196 134L197 132H190ZM19 134V135H18ZM32 134H34V132H32ZM31 133H30V135H29V137L32 135ZM79 134H80V136H78L79 138H78V141L80 140V137H81V131L79 132ZM128 134H123L121 137H122V139H120V141H121V144L123 145V144H125L124 143V141H125V138H126V141H127V137H129V135L127 136ZM157 135V134H156ZM155 135V138L157 137ZM197 135V136H196ZM196 135H194V136H192V135H190L189 136V134L187 135V137L186 138H190L191 136L192 137H197L198 138V135L199 134H196ZM25 136V137H24ZM51 136V135H50ZM123 136H125L124 138H123ZM149 136H146V137H149ZM150 136V137H151ZM154 137V136H153ZM153 137H151V139H153ZM154 138V139H155ZM7 139V141L9 142V140ZM11 139V140H12ZM20 139V140H19ZM151 139H148L147 138V142H149V144L152 142V140ZM185 139V138H184ZM195 139V138H194ZM130 140V139H129ZM149 140V141H148ZM189 140H191V139H189ZM196 140V139H195ZM77 141V145H78V143H80V141L78 142ZM146 142V140H145V138H144V140H143V142L142 143H140V144H144L145 142ZM23 142H25L24 143V145H22L23 144ZM47 143V141H43L42 142V144L43 143ZM146 142V143H147ZM45 143V144H46ZM49 143V142H48ZM139 143V142H138ZM137 143V144H138ZM34 144V143H33ZM33 144H30L29 146H27L26 147V150H29V152H27V156L28 155H30L31 154V160L33 161V159H32V156H34L33 158H36L37 156H35L36 155V153H41L38 149H42V152H49L48 151V148L50 149V147H46V146H42V144L39 146V145H37V144H40V142H38V143H35L36 145H35V147H37V148H34V149H32L33 148ZM44 144V145H45ZM50 144V143H49ZM74 144H75V141H74ZM139 144V145H140ZM152 144V143H151ZM80 145H82V144H80ZM141 145V146H142ZM165 145V146H164ZM168 145V143L167 144H162V147H161V152L163 151V153L165 154L166 153V151L168 152L169 151V148L168 149H166L167 147H169V145ZM21 146V147H20ZM146 146V145H145ZM147 146H149V145H147ZM163 146H164V148H163ZM140 148V147H139ZM164 150H163V149ZM37 149V150H36ZM44 149V150H43ZM34 150V151H33ZM38 151V152H37ZM136 151V150H135ZM140 151H142V149L140 148L139 150H138V152H140ZM203 151V150H202ZM202 151H199V152H197L196 154H198V153H201ZM249 151H251V150H249ZM249 151H248V154H249V156L251 157L252 156V154L254 155V152L253 151H251V152H253L251 155H250V153H249ZM35 154H34V153ZM134 152V151H133ZM133 152H131V153H133ZM137 152V151H136ZM135 152V153H136ZM239 154L241 153V152H239V151H237ZM29 153V154H28ZM39 153H38V157H39ZM73 153V154H72ZM134 153V154H135ZM236 154L235 155V157L237 158V162L238 161H241V158H240V156H239V154ZM34 154V155H33ZM45 154V153H44ZM75 154V151H72L71 152V155H70V158H73V157H71L72 155L74 156V158L77 156V155H74ZM202 154V153H201ZM133 155V154H132ZM199 155V154H198ZM241 155H242V153H241ZM256 155V154H255ZM44 157L43 158H47L46 157V155H43ZM201 156V155H200ZM30 157V156H29ZM29 157H28V160H30L29 159ZM195 157V156H194ZM196 157H198L197 155H196ZM195 157V158H196ZM240 158V160H239V158ZM242 157V156H241ZM193 158V157H192ZM50 159V158H49ZM235 159V158H234ZM233 159V162H232V160H231V158H230V160L231 161H229V159H227V163H225L226 162V160L224 161V163L225 164H228V165H230V167H229V169L231 168V163H232V165H234L235 166V160ZM30 160V163H29V161H28V163L29 164H31L32 163V161ZM35 160V162H36V159H34ZM38 160V159H37ZM41 160H39V162H40ZM47 161L48 160H46L45 162H44V160H42L41 161V163L43 162V165L45 164V165H47ZM193 161H195V159L193 160ZM199 161V160H198ZM198 161H196V162H198ZM34 162V161H33ZM50 162H52L51 160H49L48 161V164H50ZM97 162L99 163V159H97ZM176 162V161H175ZM196 162H194V163H196ZM229 162V163H228ZM231 162V163H230ZM222 163V165L224 166L225 164H223V162H221ZM51 164H52V166H51ZM50 165H49V167L51 166L52 168H50L51 170H54V165H53V163H51ZM175 165L174 166H176V164L177 163H174ZM33 165V164H32ZM186 164H184L183 165V168H184V166H185ZM188 165V164H187ZM221 164L219 165H217L216 167H214V169L215 170H217V169H219L220 171L222 170L221 168H223V166H222ZM228 165H226L227 167H228ZM174 166H171V167H174ZM205 166H207V165H205ZM222 166V167H221ZM169 167V166H168ZM171 167H170V169H171ZM177 167V166H176ZM187 167V166H186ZM185 167V169H181L182 170V173H184L183 174V176H188L189 177V175L191 174V173H193V171H191V172H189V173H187V172H185L186 171V168ZM200 167H201V165H200ZM199 167V168H200ZM202 167H203V165H202ZM201 167V169H198V171H196L197 169L196 168H193V169H196L195 170V173H197V175L196 174H192L193 175V179L191 178V180L190 181H193V180H197L198 182H200L199 180H202L203 178H205L206 177V175H210L212 172L210 171V170H208L206 167H205V169L204 168H202ZM221 167V168H220ZM178 168H180V167H178ZM192 168H190V166H189V169H192ZM209 168H211L210 166H209ZM213 168V167H212ZM169 168H168V171L170 170ZM213 169V170H214ZM227 168L225 167V170H226ZM233 170H229L230 172H233L234 173V175L235 174H238V171H239V169H236L237 170V172H235V169L234 168H232ZM49 170V169H48ZM172 170V169H171ZM200 170V171H199ZM201 170H202V172H201ZM212 170V171H213ZM55 171V170H54ZM54 171H52V172H54ZM86 173H87V171H86V169L84 170ZM83 171V172H84ZM118 171V172H117ZM117 171H115L114 173L115 174H122V172L120 171V169L119 170H117ZM119 171L121 172V173H119ZM154 171V170H153ZM167 171V172H168ZM174 168H173V170L172 171H170V172H168V173H170V174H174V172L175 171H179V169L178 170H175L174 172ZM219 171V172H220ZM224 173H225V171L224 170H222ZM221 171V172H222ZM229 171L227 170L226 172H228L229 173ZM262 171H264V170H262ZM261 171V172H262ZM28 172V171H27ZM48 172H50V171H48ZM48 172H46V173H48ZM83 172L81 173V174H83ZM84 172V173H85ZM166 172V173H167ZM172 172V173H171ZM205 172V173H204ZM207 172H209V173H207ZM222 172V173H223ZM240 173H244L245 172V169L243 170V169H241L240 171H239ZM85 173V174H86ZM88 173H90L89 171H88ZM87 173V174H88ZM176 173V172H175ZM200 173V174H199ZM203 173V174H202ZM207 173V174H206ZM213 173H215L214 171H213ZM213 173H212V176L213 177H215V176H217V174L215 173L214 175H213ZM222 173H219L220 175H218V176H220L221 177V175H222ZM224 173H223V175H224ZM228 173H225V174H227L228 175ZM240 173H239V175H238V178L236 179V177H237V175L236 176H232V177H235V179L238 181V180H240L239 182H237V181H235L236 183H238V184H236L235 183V186H234V178L232 179L229 175V177L232 179V181L231 182H233V183H231V185H229L228 183L225 185V187L226 186H230L229 188L227 187V189L229 190H232V193H233V190H235L236 191V193H238V194H236L235 192H234V194H235V197H240V199L241 200H239L238 199V197H237V199L240 201V203L241 202H243V204H244V201H243V198L245 197L246 199H247V196H248V198L250 197V199L249 200H252L253 198L251 197V195L253 196V195H255L256 193H261V191H260V189H258L259 191L258 192H256L257 191V189H256V187H255V189H254V181L255 182H258L259 181V179L257 178L256 180H254L252 183H249V184H247V182H251V180H253L254 179V177H253V179L252 178H250V177H248V176H250L247 172H245L244 174L245 175H243V173L240 175ZM27 173H25L24 174V178H26V179H24V184H25V186H27V187H29V188H31L30 186L31 185H33L32 183H30L31 181L30 180H33V179H31L29 176H28V174L26 175ZM84 174V175H85ZM86 174V175H87ZM123 174H124V172H123ZM153 174V173H152ZM188 174V175H187ZM230 174V173H229ZM27 177H26V176ZM84 175H83V177H84ZM89 175V174H88ZM110 175V174H109ZM195 175V176H194ZM199 175V176H198ZM208 175V176H209ZM233 175V174H232ZM247 175V177H245ZM119 176V175H118ZM122 176V175H121ZM125 176V175H124ZM127 176V175H126ZM197 176V177H196ZM211 176V175H210ZM211 176V177H212ZM228 176H224L223 178L224 179H221L222 181H225V179L226 178H228V179H230ZM80 177H81V175H80ZM111 177H113V175H111ZM110 177V178H111ZM128 177V176H127ZM196 177V178H195ZM199 177V178H198ZM200 177L202 178V179H200ZM244 177V179H247V180H244V179H242ZM252 177V176H251ZM89 178V177H88ZM87 178V179H88ZM106 178H108V183L106 182V180L104 181L105 183H107L108 185L110 184V186L111 185H113V179H111V181L112 182H110V179H109V176H107ZM114 178V177H113ZM119 178H120V176H119ZM117 176H116V178H114V180H116V179H118V181H117V183L118 182H120L119 183V185H120V187H121V183L123 184V186H124V184L126 185V186H129V184H126V182H125V179L123 180V178L120 180ZM129 178V177H128ZM127 178V179H128ZM135 178V177H134ZM222 178V177H221ZM240 178V179H239ZM249 178L251 179V180H249ZM86 179V177H84L83 178V180H85ZM186 179V178H185ZM188 180H189V178H187ZM216 180H220V178L218 177H216L215 178ZM261 179L262 180H264V172H262V174H261ZM28 180V181H27ZM120 180V181H119ZM123 180V181H122ZM195 180V181H196ZM218 180V181H219ZM220 180V181H221ZM249 180V181H248ZM34 181V180H33ZM184 181H186V180H184ZM184 181L183 180H181V182H183L184 183ZM197 181H196V183H197ZM221 181V182H222ZM226 181H227V179H226ZM245 181H246V185H247V188H248V185L250 186V188H248V190L250 189L251 191H255V192H253V193H255V194H253L252 192H250V194H248L247 196H245L246 194H245V192H244V190H243V187H244V189H245V186L246 185H243V184H245ZM84 182H86V180L84 181ZM128 182V181H127ZM188 182V181H187ZM227 182H230V181H227ZM241 182L243 183V184H241ZM112 183V184H111ZM130 183L131 184H134V183H132V181H130ZM183 183H179V185H177V187L176 186H174L175 187V189H177L179 186V190H180V188L182 189V185H183ZM192 183H194V181L193 182H191V184L190 185H193ZM220 183V182H219ZM219 183L217 184V185H219ZM223 184H225V182H222ZM222 183H220V184H222ZM31 184V185H30ZM36 183H34V185H35ZM130 184V188L129 189H125L126 187H124V190H123V188H121L124 192H125V195H127V193H129V194H131V192H133L132 190H134L135 188L137 189V186L136 185H131ZM181 184V185H180ZM186 185H187V183H185ZM184 184V185H185ZM240 184L241 185H243V186H241L240 187ZM252 184V185H251ZM257 185H258V183H256ZM188 185H189V183H188ZM239 185V186H238ZM259 185H260V182H259ZM116 186H117V184H116ZM122 186V187H123ZM220 186V185H219ZM236 186H237V188H236ZM252 186H253V188H252ZM261 186V185H260ZM120 187H118V189L120 188ZM216 187H218V186H216ZM221 187H223L222 185L220 186V188ZM232 187V188H231ZM262 187V186H261ZM260 187V188H261ZM185 187H183V189H184ZM224 188V187H223ZM223 188H221L222 190H223V193H221V191L222 190H220V189H218L219 190V193H217V189H216V193H213V195L214 194H216V195H214V196H216L215 198L213 197V199L214 200H216V202H218V203H220V205H222L224 202H225V200H224V198L223 197H225L226 196V194L229 196V194L230 193H228L226 190L227 189H223ZM240 188V189H239ZM262 188H264V187H262ZM262 188H261V190H262ZM135 189V190H136ZM253 189V190H252ZM128 190V191H127ZM173 189H171V190H169L170 192L172 191ZM185 190H186V188H185ZM240 190V191H239ZM248 190H246V191H248ZM249 190V191H250ZM130 191V192H129ZM137 191V190H136ZM136 191H134V192H136ZM151 191H154V189H152ZM168 191V192H169ZM182 191H184V190H182ZM181 191V192H182ZM226 191V192H225ZM121 192V191H120ZM124 192H121V193H118L119 195V198H117V199H115V200H113L112 199V201H111V199H109V198H106L105 200L104 199H101L102 200V203H103V206H102V210H100V206L99 205H101V200H98L97 201V198H96V203H94V198H92L91 197V199H90V197H89V202H88V200H87V198L88 197H82L81 198V200L79 201V200H75L74 199V202L75 203H73V206L71 205L72 204V201H71V204L69 203V205L68 206H72L71 208L69 207V209H71L72 211H74V212H79L81 209H82V205L84 206V205H89V207H87L88 208V213H89V211H91L90 212V214L92 215L91 217H90V219H88L89 217H88V215H85V216H87V220H86V218H85V216H84V218H85V220H84V223L86 222V224H87V226H86V224L84 225V226H86L87 227V229H89V230H91L90 229V226H91V224L93 223L91 220H95V219H93L92 217H96V219H97V217H99V215L101 216V218L103 217V219H102V224L100 225V220H101V218H100V220H96L97 222H95L94 221V223L92 224V226H94L95 225V227H93V230H91V232L89 231V230H87V232L88 233H91L90 235H89V237L87 236L88 234H87V232L86 233H84L83 234V237L84 238H86L87 240L86 241H88V239H90V236L91 235H93L92 233H94V229H95V233H94V238H93V236H91L92 238L88 241L89 242V244H90V241H92L91 243V247L87 250L88 251V253L89 254H87L88 256L90 255V257H87V259H89V260H87V262L89 261V263L88 264H135V263H137V264H141L142 262V260H145L146 261V263L145 264H149V263H151V264H244L246 261H251V262H253L252 264H257L258 262V264H264V257H262L261 258V256H264V250H262V247H264V240H260L261 238H264V236H262V235H264V233H262L261 234V232H259V234H257L258 233V231L259 230H262V229H259V230H257V228H260V226L262 225V226H264V222H260V221H257L256 222V220L258 219V218H256L257 217V214H259V213H256V217L254 218L255 219V221L254 222H256V224H257V226L258 227H256V224L254 223L253 225L255 226L254 228H256V229H252V231H253V233H255L256 232V234H254L253 236H252V234H250V236H251V238H247L246 236V244H247V242H249L250 241V239H254V241H256L255 240V238L257 237L256 235H258V237H259V235H260V239H258V240H260L262 243H260V244H262V245H256L257 247L256 248H254V251H253V253L252 252H250L251 251V244L249 245V244H247V245H249V248L248 249H250V251H246L247 249H245L244 248V250H243V252L240 254V253H238L241 249V247L240 248H238L237 249V247H238V245H237V243L238 242H236V239L234 238V237H232V236H236L237 235V232L235 231V230H237V229H239V231H240V227L239 228H237V229H235V230H231L232 228L234 229L235 227H236V223H240V221L239 220H241L242 221V223H243V225L242 226H244V223L246 222V220H245V216H246V218H247V216L248 215H250L251 213H252V211L250 212V214H249V212H247V214L248 215H246V212L245 211H249V209L251 208V209H253L252 208V206L251 205H253V203H252V201L254 202V200H252L251 201V205H250V203L245 199V203H247L246 204V206H245V204H244V206L242 207V204H241V206L240 207H242V209H240V207H239V204L236 202L237 201V199L235 198V197H233L234 199H236V201H235V203H237V204H235L234 202H232L233 204H235V205H231V203H230V205H229V203H227L228 204V206L226 205V208L227 207H229V208H227L228 209V216H227V218H228V220H229V222L228 221H226V219L227 218H224V222H223V220L221 221V219H222V211H220L219 209H221V207H218L217 208V206H220V205H215L216 204V202H214V200H213V202L215 203H212V205H209L210 203H209V201H208V203H205L204 202V205L206 204H208L209 206L208 207H205V208H203V204L202 203H199V205L201 204V206H202V209H200V210H198L197 209V211H196V209L195 210H193L194 208H193V205H189V204H191V203H189V202H187V203H189V204H185V206H188V209H186V210H188V212H190V215H188L189 213H187L186 215H188V216H190V217H188V216H186V218H188L189 220H191L192 222H194L196 219H197V222H195V224H199V223H201V224H199L200 226L202 225V222L205 224L206 223V225H208V226H210V224H211V226L209 227V228H207V229H205V230H208V232L209 231H212L213 232V230L215 231V232H205V233H208V234H206V237H203L205 234L202 232V230H203V228H201L200 226H197L196 227V229H197V231H198V233H196L197 231H196V229L195 228H193V227H195V226H193L192 224H190V223H188L189 225H186V224H184V223H182L183 222V220H185V216H183V215H177V212H175V210L176 211H180V210H177V209H175V208H177L176 206H174L175 208H174V210L172 209L173 208V205H171L170 204V198L172 199V200H174V197H175V195L176 196H178V194H177V192H176V194L174 195V193L172 194L173 196H171L170 194V198L168 199V201H167V205L165 204V202H164V204L166 205V207L168 206V208L166 209V211L168 210V212H167V214L165 213V211L162 213V211L160 212V209L159 208H161L160 206L158 207L157 206V204L158 203H156L155 201L154 202H152L151 201V205H146V203L147 202H143L142 200H141V197L139 196V194H138V196H139V198L140 199H138V200H140V202L139 201H137V202H135V203H138V204H136L137 206L139 205V204H141V205H139L138 207L135 205V207L136 208H138L137 210H136V212L138 211V213L141 211V213H143L142 215H141V213L138 215L137 213V215H136V217L137 216H140L141 215V218L143 219L144 218V220H142L141 219V221H137V219H136V221H137V224L139 223V222H142V221H144V224H145V221L146 222H148V224H146V226L148 227L147 228V230L148 231H146V233L147 234H145V230H146V228L144 229V231L143 230H141V232H140V229H142V228H140L141 227V225L140 224H143V223H140V224H138L139 226V230L136 228L137 226V224H136V221L134 222L132 219H130L131 221H132V223L134 222V224H132V225H134V228L132 227V225H131V222H130V226L129 225H126V227L127 226H129V227H127V228H129L130 229V227L132 228V230H129V232H128V230L126 231V228L124 227V223H125V221L123 220V223L121 224V225H119L118 224V226H117V224L116 223H114L115 221L114 220H116L115 218H113L112 220H110V218H112V216L111 215H115V213H116V211L117 212H121V211H123V210H121V211H119V209L117 208L116 209V207H119L120 205H118V203L120 204V201H123V198L122 197H124ZM138 192V191H137ZM136 192V193H137ZM179 192V191H178ZM225 192V193H224ZM240 192V193H239ZM242 192H243V194H245V195H243L244 197L242 198V196H239V195H242ZM136 193H134V195L136 194ZM163 193V192H162ZM162 193H160V194H162ZM185 193V192H184ZM232 193L230 194V196H233L232 195ZM248 193V192H247ZM252 193V194H251ZM154 195L156 194V193H153ZM167 194V193H166ZM182 194V193H181ZM218 194V195H217ZM219 194H223L220 198H219ZM262 194H264V193H262ZM115 195H117V194H115ZM120 195H121V197H120ZM132 195V194H131ZM134 195H132L131 197L130 196H128V198L127 197H124V198H126V199H128V200H126L125 201V203H123L124 204V206H123V208L125 209V207H126V209L128 210V209H130V208H133L134 206L132 205V207H129V208H127L129 205H127L126 206V204H127V202L129 203V199H132V197H134ZM168 195V194H167ZM183 196H184V194H182ZM185 195H186V197H188V195L190 196V194L188 193V194H186L185 193ZM117 196V197H118ZM161 196V195H160ZM160 196H159V198H160ZM130 197V198H129ZM153 197V196H152ZM163 197V196H162ZM169 197V196H168ZM102 198V197H101ZM135 199H137V197H134ZM134 198H133V200H134ZM163 198H166L165 197V193H164V197ZM176 198V197H175ZM219 198V199H218ZM225 198H227V197H225ZM232 198V197H231ZM109 201H108V200ZM177 199H179L180 201H182L180 198H177ZM186 199V198H185ZM188 199V198H187ZM186 199V200H187ZM190 199V198H189ZM193 199V198H192ZM90 200H92L93 202L91 203V201ZM119 200V201H118ZM153 200V199H152ZM155 200H156V198H155ZM159 200V199H158ZM162 200V199H161ZM221 201V202H219V201ZM227 200H229V199H227ZM231 200H233V199H231ZM105 201V202H104ZM136 201V200H135ZM146 201V200H145ZM164 201V200H163ZM180 201H178L177 200V204L178 203H181ZM185 201V200H184ZM193 201H195V200H192V203H194ZM210 201H212V199L210 200ZM234 201V200H233ZM9 202V201H8ZM100 202V203H99ZM107 202H109V204L107 203ZM111 202H112V204L113 205H111ZM168 202H169V205H168ZM196 202V201H195ZM198 202V201H197ZM196 202V203H197ZM12 203H14V202H9V204L8 203H5V208H9V207H12ZM107 203V204H106ZM145 203V205L146 206H148V210H149V207L151 208V207H154V209H151V211L150 212H153V211H155L154 213H152V214H149V213H147L146 212V210H145V205H143ZM153 203V204H152ZM161 203H162V201H161ZM171 203H173V204H176V201H174V202H172L171 201ZM183 203V202H182ZM182 203H181V206H182ZM222 203V204H221ZM7 204V205H6ZM11 204V205H10ZM104 204H105V206H104ZM115 204V205H114ZM122 204V205H123ZM131 204H133V202L131 201ZM163 204V203H162ZM164 204H163V206H164ZM109 207H108V206ZM157 207H156V206ZM161 205V204H160ZM197 205V204H196ZM198 205V206H199ZM238 205V207H236ZM250 206V208H249V206ZM14 206V205H13ZM76 206V207H75ZM80 206V207H79ZM180 206V205H179ZM183 206H184V204H183ZM213 206V207H212ZM234 207V208H230V207ZM73 207H74V209H73ZM85 207V206H84ZM99 207V210L98 209H96V208H98ZM111 207V208H110ZM141 209H140V208ZM172 207V208H171ZM197 207V206H196ZM195 207V208H196ZM216 208V210H215V208ZM225 206H223V209L225 210V211H223L224 213H223V216L225 215L226 216V212H227V210H226V208H224ZM253 207H255V208H259V206H257V205H253ZM165 208V207H164ZM170 208L172 209V210H170ZM180 208V207H179ZM178 208V209H179ZM184 209V207H181V209ZM210 208H211V213H210ZM238 210V216H237V213L235 212L236 211V209ZM10 209V208H9ZM8 209V210H9ZM78 209V210H77ZM104 209V210H103ZM109 209H111V214L109 213V214H106V213H108V212H110L109 211ZM162 209V208H161ZM183 209H182V211H183ZM214 209V210H213ZM229 209H231L230 211H229ZM232 209H235V210H232ZM250 209V210H251ZM83 210V209H82ZM92 210H97V212H99L100 211V213H101V211H102V213L101 214H103L104 213V216L103 215H101L100 213H97L96 214V211L95 212H92ZM113 210V211H112ZM132 210V211H131ZM159 210V211H158ZM209 210V211H208ZM213 210V211H212ZM217 210H219L221 213V215L219 214V211H217ZM241 210V211H240ZM130 211L131 212H134L133 211V209H130L129 211H123V212H121V216H126L127 215V217H125V219H126V223H128L129 224V221L130 220H127V218L128 217H134L135 216V214L134 213H132V214H134V216L130 213ZM203 211V212H202ZM214 211H217V213H216V215L217 214H219L220 216H221V219H220V217H219V215L217 216L219 219V222L221 221V226L219 227V225H220V223H219V225L217 226L216 225V227H217V229L219 230V228H221V232H220V230L219 231H216V228H215V224L217 223L218 224V222H216L215 224H213V222H208L207 223V221H206V219L208 220V219H210L209 221H211V218H213V220H214V222L216 221V219H217V217H216V219H214ZM106 212V213H105ZM185 211H183V213H184ZM197 212V213H196ZM198 212H200V214H202V213H204V212H207V213H204V215H206L205 217H206V219L203 217V220L200 218V217H198V215H196V214H198ZM208 212H209V214H208ZM235 212V214H233ZM240 212V213H239ZM243 212H245V213H243ZM93 213H95L96 215L94 216L93 215ZM113 213V214H112ZM126 213V214H125ZM145 213L147 214V215H145ZM160 213H161V216H160ZM168 213H170V214H168ZM193 213H196V214H193ZM212 213H213V216H212ZM232 213V214H231ZM132 215V216H130V215ZM154 214V215H153ZM156 214V215H155ZM165 214H166V216H165ZM180 214V213H179ZM208 214V215H207ZM241 214H244V215H242V216H240ZM253 214V213H252ZM144 215H145V217H144ZM152 215V216H151ZM196 215V216H195ZM211 215V216H210ZM230 215H232V216H234L235 218H236V216H237V218L235 219V218H233L232 216H230ZM109 216H111V217H109ZM119 215H115V217L117 218ZM149 216V219H150V221H148L149 219L147 218ZM154 216V217H153ZM169 216V217H168ZM255 215H253V217H254ZM122 217V218H123ZM153 219H152V218ZM156 217V218H155ZM162 218L161 220L159 219V218ZM172 217V218H171ZM176 217H181V220H177L176 222H177V224H179L178 226H176L177 224H176V222L175 221H173V220H171V219H174V218H176ZM193 217L195 218L196 217V219L194 220L193 219ZM209 217H211V218H209ZM249 217V216H248ZM252 217V215H251V217L249 218V221L247 222L248 224L250 223H252L251 222V219L253 218ZM2 217H0V230H2L3 229V227L5 226V221L3 220V219H1ZM61 218V217H60ZM59 218V219H60ZM104 218H106V220L104 219ZM107 218H109V219H107ZM191 218V219H190ZM198 218H199V220H202V222H200L199 220H198ZM242 218V219H241ZM262 218H264V216H262L261 217V221H264V219H262ZM118 220H116L117 221V223H118V221L120 222V221H122V220H119V219H121L120 217H118L117 218ZM145 219H147V220H145ZM156 219V220H155ZM205 219V220H204ZM248 219V218H247ZM254 219H252V221L254 220ZM61 220H64V218L62 217L61 218ZM61 220H59V222H60V224L63 222V221H61ZM105 220V221H104ZM108 220V221H107ZM109 220H110V225L109 224H107V222L109 223ZM152 220H154V221H152ZM170 220V221H169ZM175 220V219H174ZM187 220V219H186ZM194 220V221H193ZM244 220H245V222H244ZM103 221H104V224H103ZM111 221H113V223L111 222ZM190 221V222H191ZM235 221H238V222H235ZM92 222V223H91ZM105 222H106V224L110 227H106V224H105ZM158 222V223H157ZM162 222V223H161ZM165 222V223H164ZM170 222V223H169ZM235 224H234V223ZM260 222V223H259ZM65 223V224H64ZM64 223H62V224H64V225H62L63 227H66V224H67V222H66V220H65V222ZM89 223H90V226H89ZM125 223V224H126ZM153 223V224H152ZM175 223V224H174ZM231 223H233V224H231ZM112 224H113V228L114 229H117V231H114V230H112L113 228H112ZM114 224H116V225H114ZM182 224V225H181ZM183 224L185 225V226H188V227H186L187 229H188V231H187V229H185L184 227H183ZM212 224L214 225L213 227L214 228H212ZM228 224V226L230 227L229 229H228V226H226ZM260 224V225H259ZM105 225V228H106V230L109 228L111 231H106L105 229H103V226ZM161 225V226H160ZM167 225V226H166ZM170 225V226H169ZM190 225H192L191 226V228H189L190 227ZM231 225V226H230ZM246 225V224H245ZM91 226V227H92ZM99 226V227H98ZM102 226V227H101ZM136 226V227H135ZM150 226H151V228H153V229H151L150 228ZM163 226H165L164 227V229H165V231H163L164 229H163ZM171 226H173L172 228H173V231H172V228H171ZM205 226V225H204ZM71 228H72V226H70ZM70 227H68V229L67 228H64V232L63 233H65L66 232V230H68L67 231V234L68 233H71L70 232V230L72 231V229L74 228V226H73V228L71 229ZM86 227H84L85 229H86ZM142 227H144V226H142ZM168 227H170L169 229H170V231L169 230H166ZM175 227H177V229L179 230V231H182V229L184 230V233L183 234H181L180 235V232H179V235L177 236L176 234H178L177 232H178V230L175 228ZM183 227V228H182ZM238 227V226H237ZM136 228V231H138V234H139V232L141 233V234H139V237H138V235H136L137 234V232L135 231V235H134V232H133V235L134 236H131V237H129V234L130 235H132V231H133V229H135ZM119 229V230H118ZM125 229V230H124ZM175 229V230H174ZM192 229H195V231L193 232V230ZM200 229V230H199ZM202 229V230H201ZM211 229V230H210ZM249 229V228H248ZM74 230V229H73ZM151 230V231H150ZM229 230V231H228ZM244 230H245V228H244ZM250 230V229H249ZM81 231H83V230H81ZM156 231V232H155ZM223 231V232H222ZM246 232H247V230H245ZM252 231H249L248 233H250V232H252ZM111 232H113V233H115V236H114V234L113 233H111ZM150 232V233H149ZM159 232V233H158ZM220 232V233H219ZM227 232H232L231 234L230 233H227ZM241 232V234H242V232H243V229H242V231H240ZM245 232V233H246ZM117 233V234H116ZM195 233V234H194ZM201 233H203L202 234V236H201V238L203 237L204 239H199V237H198V239H199V241L197 240V239H195L194 237H195V235H198V234H201ZM212 233V235L210 236V238L212 237V236H214V237H212V239L209 241H207L206 240V238H208L209 237V234H211ZM215 233V235H213ZM224 233V234H223ZM226 233V234H225ZM235 233V234H234ZM244 232H243V234L240 236V237H242V236H244V234H245ZM15 235H13L12 237H16L15 239H14V242H17V243H15V244H13V245H16L17 246V248L15 249V247H14V249H13V247L11 248V253L13 254V256H15L16 254H17V252H18V254L19 255H21V254H23V250H22V245H21V234H19V232L18 233H14ZM66 234V233H65ZM113 234V235H112ZM154 235V236H152V235ZM221 234H223V235H221ZM229 234V235H228ZM247 234V233H246ZM150 235V236H149ZM217 235V236H216ZM231 235V236H230ZM239 235V234H238ZM86 236V237H85ZM141 236H143V237H141ZM152 236V237H151ZM200 236V235H199ZM208 236V237H207ZM262 236V237H261ZM145 237V238H144ZM230 237V238H229ZM238 237V236H237ZM252 237H254V238H252ZM143 238H144V240H143ZM209 238V239H210ZM214 238V239H213ZM235 239V240H233V239ZM244 238V237H243ZM230 239V240H229ZM232 239V240H231ZM239 239V238H238ZM237 239V240H238ZM242 239V238H241ZM245 239H243V240H245ZM81 240V239H80ZM83 240V239H82ZM143 240V241H142ZM253 241V240H252ZM252 241H250L249 243H252ZM253 241V242H254ZM260 241H256V242H260ZM13 242V243H14ZM82 241H80L79 243H81ZM83 242H84V244H85V246H82V245H84L83 244ZM82 242V245H80V244H78L79 245V248H80V250L82 249V252L84 251H86V247H88L87 246V242H85V241H83ZM234 242H236L235 244H234ZM245 242V241H244ZM229 243H231V248H230V245L228 246V244ZM243 243V242H242ZM88 244V245H89ZM239 244V243H238ZM254 244H256V243H254ZM253 244V245H254ZM19 245V246H18ZM233 245H235L236 246V249L234 248L235 246H233ZM240 245H242V244H240ZM243 247H245L246 245H245V243H243ZM12 246V245H11ZM10 246V247H11ZM80 246H82V248L80 247ZM90 246V245H89ZM10 247H9V249H8V252L10 253ZM20 247H21V249H20ZM84 247V248H83ZM227 247H229V248H227ZM19 249V250H18ZM256 249V250H255ZM230 250H231V253H229L230 252ZM16 251V252H15ZM81 251L79 252L80 254L82 253ZM234 252V253H233ZM237 252V253H236ZM249 252V254L250 253H252V257L251 256H249V255H247V253ZM10 253V254H11ZM14 253H16V254H14ZM21 253V254H20ZM236 254V255H235ZM256 254V255H255ZM86 256V254L85 253H83V256ZM239 255H245V256H249V257H247V258H244L245 256H242V257H240V258H242V259H240V263H239ZM254 255H255V257H254ZM4 256H6V254L4 255H2L1 257L3 258ZM257 256V257H256ZM12 257V256H11ZM21 257V256H20ZM259 257V258H258ZM24 258H26L25 256H24ZM23 258V256H22V259H24ZM255 258V259H254ZM140 259V260H139ZM253 261H252V260ZM259 259V260H258ZM260 259H262V260H260ZM29 260V259H28ZM85 260V259H84ZM83 260V261H84ZM136 260L138 261V262H136ZM27 262V259H25V260H23V263H25V262ZM65 261V262H64ZM76 261V260H75ZM153 261V262H152ZM255 261V262H254ZM257 261V262H256ZM261 261V262H260ZM29 262V261H28ZM66 262L68 263V261L67 260H64V259H62V261L61 262H59L60 264H66ZM144 262V261H143ZM242 262V263H241ZM251 262H250V264H251ZM75 264H77L76 262H74ZM84 263H86V262H84ZM83 263V264H84ZM248 263V262H247ZM246 263V264H247ZM25 264H29V263H25ZM144 264V263H143Z\"/></svg>","mask_w":264,"mask_h":264}]
</instances>
